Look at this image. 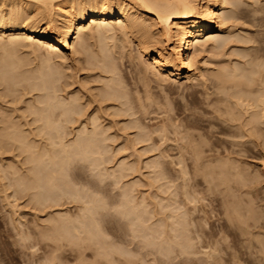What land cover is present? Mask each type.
Wrapping results in <instances>:
<instances>
[{
    "label": "bare ground",
    "instance_id": "bare-ground-1",
    "mask_svg": "<svg viewBox=\"0 0 264 264\" xmlns=\"http://www.w3.org/2000/svg\"><path fill=\"white\" fill-rule=\"evenodd\" d=\"M230 2H231L230 0H0V86L1 87L3 86L2 88L5 87L6 90H8L9 92H12V94H14L15 91L16 92L18 91L17 93L19 95L23 94L25 96H27V93H30L28 95L31 96V97L33 96L34 98L36 96L32 95L33 93L31 94V90H36V92L39 91V90H42L40 92H41V94L43 93L42 94L43 96L42 95L40 96V93H37L40 96V97L39 96L37 97V100L39 98H41V99H39L40 101L38 100L39 101L38 102L39 105H37V100L34 101V102H36L34 104L33 100L30 101V100H28V98H27V100L32 102V103L28 104V102H24L25 105H28V106L31 104L30 108L28 107L30 110L26 109V111H27L28 115H29L28 111L30 113L33 112L35 114L34 119L32 118L33 113L30 114L31 118H32L31 119L30 115L28 117L27 114L25 113L26 111L24 112L25 109L20 108L23 111L21 110L22 112H19L20 109H18L19 108L18 106H17L18 110L16 109V107L12 108V106H10L13 110L16 109V111H12V112L11 111L10 112L7 111V114L8 113L10 115L12 114L11 115L12 117L17 115V117H18V115L22 113V115H20L21 118H20V116L18 117L20 120L23 119V120L26 121L27 119L29 120V118H30L31 121L33 120L32 122L35 121L34 122L35 124H36V122L40 123V125L38 124L35 127L36 128V130H35L33 128L34 123H32L33 125H31V122H29L30 125L32 126L33 130L35 131V133H34L33 130L31 129L32 130V134L34 135V137L35 136L37 137V135H39V136L41 135V137H39V136L38 137L42 138L44 140L43 141L44 143L42 144V146L40 145V147H39L38 143L40 144V142L38 140L39 139L38 137H37V141L38 142H36L34 140H31V138H29L30 135H31L30 134L31 132L28 131L31 128L30 125H28L29 128H28V130H26V131H28L27 133L30 132L29 135H28L29 137L26 138L27 137L26 136L27 133H25L26 132L25 129L22 130L24 127L22 128V124L20 125L21 121L19 119H18V121L15 120V118H17V117H15L13 119L14 121L13 120H11V121L7 120V118L11 117L9 114H8V116H10V117H7V114H6V117L4 116L5 118H3L2 115L4 113H1V112L3 110H5L6 108L9 109L10 107L9 106H7V107L5 106L6 108H4L2 110V106H1L0 107L1 108V111H0L1 115L0 116H2V120H1L2 122L0 121V123H1V125H0V140L2 141V139L4 137V139L8 141V139L5 138L6 136H8L7 138H9L10 142L13 143L14 140L16 141V139H12V137L15 138L17 136L16 137L17 141H19L20 137H21V140H20L19 144L16 141V143L18 145H20V146H17V144L15 142L14 143H15L16 147H21V145H22V147H21L22 151H24L26 153L25 155L28 156V158H26L25 155H24V152L22 153L24 158H25L24 161L27 160L29 162L28 163L26 161L24 164L28 163V165L27 164L26 165L29 167V164H30L31 166L29 168L26 167L28 169V173H26L27 169L25 170L26 172L24 173V170H23L24 168L20 169V167H21L20 166L18 168V170L19 169L21 170V173H22L21 174V173H19V171H16L17 170L16 169L17 168L16 164H17V162L19 164L22 159L20 161H18L20 158L17 160V157H16L17 162L14 161V162H16L15 166L13 165L14 163H13L12 159H11V161L13 163L12 165L8 164V163L11 164L10 160H6L5 158L3 159V157L2 158L0 157L1 158L0 161H2V159H3V162H4V160L8 161L7 164L9 166L6 164L7 167L11 168V170L13 169L12 170L13 173H14V168H15V171L20 174V177H19L18 174L14 175V177L16 176L15 178H17V177H18V179L20 178L18 181H15L16 179H14V177L12 176V174H13L12 171L8 173V175H10V173H11V175H10V178H8V177L7 178L8 179H12V177H13V179L15 181L14 184L11 183V184H13V186L16 184V182H18V188L17 189H16V187H17L16 185L17 184L15 185L16 187L14 186L15 190H14V187L13 188L11 187V188L13 189L14 192L15 191L17 192L22 186V188H21L22 190H19V191H22L23 193L30 195L31 198H30V200H28L29 202L27 201V204H30L33 201V203H34L33 206H34V209H36V211L39 210L38 212H40L41 210H43L45 212L46 209H50V208L52 209L53 206H54L53 208L55 210L56 206H62L61 208H63L64 205L70 206V204H75V203L78 204V208H77V206H74V207L72 206V207L75 208V209L77 208L76 209L77 211L79 209V212H77V213L72 212L73 214H71L70 212H67V211H69L72 208L70 206L71 208L69 207L70 209L66 211L67 213H65V210L63 209L64 212L62 210L56 211V213L57 212L58 213L55 214V216H54V215H52L54 213H50L52 211H48L49 212L48 213L49 216L50 215L51 216L49 217V216L46 215L48 217L47 221L43 217L44 221H45V224H46V222H48V224H51V225H49V226L47 225L45 227L46 228L45 229V228H43L45 225L44 226L41 225L42 227L40 226V224H42V222H44V221H42L38 225H39V227L41 229H43V231L35 230L34 233L36 234L37 232L40 231L39 232L40 235L43 237V239L45 241H47L46 244H48V246L47 245L46 246L47 247L50 246V249L48 251H51V254H50V252H47V253L45 252L46 255L49 253L52 257L54 255L56 256V254H58L59 250L66 249L64 247L70 246L71 243H72V245H74V243L77 242L76 245L80 246V244H78V243H80L81 241L83 242L86 239L87 241H84V242H86V243H84L85 247L87 246V247H90L91 249H93L91 246H93V247H95L96 245L98 246V247L96 246L95 248H98L99 254H96V253H98L97 252L98 250L94 249V251L96 250L95 254L96 255H100V256L97 257L98 259H100L103 256V258H107L108 261L109 260L117 261V259L118 260L121 259V258H119V256H120V257H123L124 259H126V261L128 263L131 262L132 260L129 261L128 259L129 258L132 259V257L134 258L135 251L132 250V249L130 250V249H127L125 247L119 246L117 241L109 240V229H107L104 226L105 223L106 224H110L111 222L115 221L119 217V219L121 221L123 220V221H125L127 223V224H125V222H124L125 226L128 225L127 226L128 228L126 227V230L128 229L127 231H129V229H130L131 233L130 232H128V233H130L132 241L134 242V240H137V242L139 241V243L142 242V245L141 244L140 245L142 246V248H144L143 250H145V251H147L149 249V251H147V254H151L152 253V254L159 255L160 259H162L163 261H166V262L170 261L169 263H171V261H172L171 259L173 257L175 258V256L176 257L179 256L182 259L181 260L182 264L183 263L184 264H192V263H194V264H199V263L202 264L203 260H204L203 264H206L205 260H206L207 264H217V261L215 259H212V258H213L214 253L217 254V256H219L217 251H218V249L220 247H222V246L219 245V243H221L223 241L221 238L224 239V237L221 235L222 234L221 233V229L223 227H221V224H219V229L221 228L220 229V234L218 235L219 237L221 236L219 238V240L217 239L218 237H216L217 234L214 235V236L211 235L213 233L212 229H211V232L209 230H210V228H212L211 226H213L211 224L213 222V220H212V222H210L213 217L210 214H212L214 209L210 211V209L212 207L210 208L209 206H211V205H208V207L206 208V203L203 204V201L204 202L211 201L209 199V197H208L209 200H207V201L204 199L205 196L203 197V194H206L207 191H208L207 192L208 194L212 192L211 189H209V187H211V185H210V183L207 182V181H209V180H207V178L214 179V177L217 176V174L212 175L216 171L214 168L215 167H216V169L219 168V167L215 166V164L217 165V163H215V162H213L212 164H209V163H211L210 161H213V160L217 161L218 158L224 157L223 152H222L221 149H218V150H219V152L221 151L223 156L221 155V153L218 154V152L213 151V149L214 150H216V149L214 147L215 145L213 146V144H215V143H211V141L214 140L212 138L213 137L212 135L214 133H216L217 131L214 132V133L213 132H208L210 134L213 133L211 135L212 136L211 137L212 140L209 138L211 140L210 143H208V140L205 143L203 142V140L205 141V139H204V134L205 133L204 132H203V136H202L203 137L202 142H201V139H199L200 142L198 141L199 142V146H201L202 143H203L204 146H206L205 144H211L212 148L214 147L212 149V151H211L212 152L211 154H210V150L211 149L210 148H205L206 150L209 149L208 150L209 153H207V154L210 156V158H211V155H213V157H212L213 160L211 158V160L208 161L209 163L207 164V165H210L211 167L210 166H208V167L206 166L207 169H211V172L207 173V175L205 174V172H203V170L206 169L205 166H204L205 163L203 164L204 168L201 167L202 164H200V163L204 161L205 157H206V159H210V158L207 157L208 155L205 156L206 153L203 154L205 157L202 155L203 150H204V146L203 147L201 146V148L203 150H201L202 151L201 152L202 156L200 158V153L198 151L201 148H199L198 145L196 146V144H198V143H195V141H197L196 139H198V135H197V138L194 139L195 141H193V143H195V145L193 144L195 148L194 149L191 148V149H193L192 151H194L193 152L194 154L190 153L192 156L195 155V156H193L194 158L192 160H194V162L196 164V165H194V167L196 166L195 169H194V172L193 171H190V172L193 173L194 177L196 175H199L202 178H204L205 182H207L209 185L207 183H204V179H203V181L201 180L203 183L199 182V179H196V177L199 178L198 176H196L195 178L192 177L191 173L188 172L189 168L186 167V163L188 162V160L186 159V161H187L186 162L184 158H183L184 160L182 159V160L176 162V165L178 164V165H180V167L175 166V168H174L175 172H177L181 168L178 171L181 174V176H179V178L181 180L178 179L177 177L176 178L173 177L172 173L171 174L169 173L170 174L169 175L168 174V172H169V170H168L169 167L168 166L172 165L170 167L171 168L174 167L173 165H175V164H173V163L178 158V157H176L177 154H175V156H174V154H172V156L174 158L173 157H172L173 159L171 158V160H170L171 164L168 162V160H166L167 161L166 163H169L168 165L165 163V165H167L168 168H166V170L164 168L163 172H162V168L164 166L163 167L161 166L162 167L161 168L159 165H163L162 163L165 162L164 159H163V162L161 161L162 163L160 162V160L162 158H164V156L166 155L164 153V150L166 148L162 145L163 139L161 137H163L165 135V133H167L170 130V128H171V130L173 128V130H174V131L172 130L173 132H177L178 131V133H179V131H180V133H182L181 130L182 131H184V130L187 131L188 129L191 128L190 129L191 133L193 132V130L195 128L194 129L192 128L193 124L190 121L191 118L188 116L190 118L188 120V117H187V119H185V117H184L185 114L187 115L188 113L183 111V112H185L184 114L180 113L181 115L179 114L176 117L177 118L180 117V119H179L180 121H181L182 118H184V120H187V125H188V121H189L190 122L189 123V127L190 128L186 127L187 129H184V127H183L182 129H177L178 128L177 126H179V128H180V125L182 127V124H183V126H185L186 122L182 119L184 122L182 121V123H181V122L178 121V119L175 118V115H177L175 113L177 111V109H179L181 111V109L178 108L180 106L178 103L181 104V103L185 102V104L183 103L184 106H186V105L190 106L192 103L190 104V101H189V104L187 103V100H189L188 99L189 98L188 95H186L187 96V100L186 101L182 97L183 98V100H182L183 102L181 100H180L181 102L180 101L178 103L175 102L174 97L172 98V100H170V101L173 102L172 105L176 104V103L178 105H175V106H177V108H175L176 110L174 109V106H172L173 107L172 109L174 110L173 113H172L173 110L172 111L171 110H167V111H169L172 114V117H173V119H171V115L168 117V115H167L168 112L166 113V115L168 117L167 120L169 121L171 119L173 121V127L169 126L170 127L169 128L167 126L169 128L167 130L165 128L166 125L165 126L164 125L161 126V124L160 125L159 124L155 125V123H153V121L156 122L154 117L157 114L153 118L152 117L150 118V116H149V114H151L150 108H152L153 106L155 107L157 105L156 103H158V102L155 103L154 100H156V99H155L154 96L157 97V95H155V93H154V95H152L153 94V90L150 89L151 87L149 88L147 85H151V83L149 84V82L153 83V81H154V80L151 81L152 80V79H150L151 75H154L153 79H155V77L156 78H161L163 76V78L164 77L166 78L165 80H167L168 78L169 79L171 78V80H172V78H173L175 80V82H176V80H181V79L182 80L186 79L188 81H194V79L195 80H199V78H200L199 74L201 73L200 72L201 71V67H203L202 63H201V59H199V56L201 55L202 52H205L208 48H212V50L213 49L217 50V48L221 47L222 44L224 45L225 43H221L220 44L218 42L219 41V37L218 36H220L221 34L226 33L228 31V28H229V23H231V22H233V20L239 18V15H237V14L236 15L235 14H229V13H226V12L222 11L223 10V5H225L227 3H230ZM254 4L255 3H253V4L251 3V5H254ZM255 7H256V5H255ZM257 7L255 9H250L249 12H248V16L250 18L252 17L251 21L252 20L254 21V19H255L254 18V14H257L258 12L259 13L261 12L263 14V12H264V6H262V8H261V6H257ZM250 11H252L253 15H251V14L249 15V13H251ZM230 13H232V12H230ZM259 13H258V15H259ZM257 17L260 18V17H263V16L259 15ZM257 17H256L255 21L256 20H260L261 21V19H264V17L260 18V19H257ZM257 22L258 21H256L255 23L253 22L254 25L255 24L258 25V23H260V22H258V23ZM262 23H263V21H262ZM262 23H260V27L264 24V23L263 24ZM257 25H255V26L258 29L259 25L258 26ZM260 29H262V27ZM260 29H258V31H260V32L257 31L258 34L255 33L256 34L255 38H256V42H260L261 45H259V46L261 48L258 46L259 48H256L254 50L255 52H253V54L254 53L255 54L256 53L259 54V52H261L259 55H255L254 54V59L251 60L250 58L253 57V54L249 51V49H248L247 52L246 51L243 52L245 54H248V58H247V55H244L241 52L240 54H242V55H240V57L242 56L245 59L242 62L239 61V62L242 63V64L240 63V65H242V66H238L235 63L234 64L236 66H234V67H230L231 65H229V66L224 65V66L220 67L219 69H217V71L213 75L216 78L214 80L215 81L218 80L217 82H215L216 84L217 83L218 84L217 85L214 84V86L216 85V87L218 88L217 89L215 87L216 88L215 91L218 90L217 92L214 93L215 96H216V94L218 96H220L221 94H224V95L227 94V98H225V99L224 98L223 99L222 98H218V96L215 97L216 101L218 100L217 104L222 101V103H220V104L223 105V106H220L219 104L216 105V107L218 106L216 108V110L217 109H221V111L224 112L223 110H225V109H223L224 108V104L223 103L225 102V105L227 104V107H226L225 111H227V109H231V111L229 110L230 111V115H227L226 112L223 113L222 115L224 117L226 115L227 119H230L228 117L231 116L232 117L231 118L232 122L235 121L238 124V125L234 124L235 123L234 122V123H232V125L234 124L235 126L234 125L232 126L231 124L229 125L228 122H231V121L230 120L227 121L226 119H224L223 116L221 117V115H220V118H222L223 121L224 120L227 121L228 124L224 121L226 123V125H227V128H228V125L230 127L231 126L234 127L233 130L232 129H228V130H230V131L232 130L231 132L238 131V135L236 134L237 132L236 133L233 132V133H235L234 136H233L232 134H230L231 133L230 131L225 130V131H227L226 133L230 134V138L233 139V140L235 138L237 139L238 137L241 138V136L243 134H246L247 132H248L247 133L248 137H247V135H243V136H246L245 137L246 139L242 136L243 137L242 138L243 141H244V139H245V141L248 138L251 139L250 136H252V138H255V136H256L257 140L260 139V136H261L262 140L264 139V136L262 137V134H261L262 133L261 131H263V135H264V129H263L264 126H262V125H264V45H263L264 44V37H262L263 35L261 36L262 32H261ZM252 34H254V33H252ZM262 34H264V33H262ZM254 35H252V37ZM258 35H260L262 38H258L259 37ZM76 37H77V41H76ZM251 38L246 36V40H245V38L242 37V39H244L243 40L244 41V45L249 44L247 42H249V41L252 42L254 40L253 39L254 37L252 38V40H251ZM257 38H258V41H257ZM242 39H240V41H242ZM247 39L248 40L250 39V40L248 41ZM119 40H121L122 42H126L128 44L127 46H124V47H128V46L130 47V45L133 43L132 46L135 48L134 45H136V47H137L136 48L137 50L136 49L135 50L138 51V52L140 51L141 55L146 57L145 60L144 59L140 60V62H139V66L140 67L138 68L139 71L137 69V66H134L135 68L133 67L134 69H136L138 71L137 72L135 70L139 74H135L134 73V74H132L133 76H131L130 78H129V74H128V76H126L127 73L123 74L121 72H122L123 69L126 72V70L128 68L127 66H125L127 68H123L122 69V67L124 66L123 62H125V61L127 62L126 59H128L127 57H129V55L127 56V53L131 52V54H130L131 60H133L132 56L135 53L132 55V53H133L132 50L131 51L128 50V52H127L126 51L127 48H126V50H123L125 48H123V49L120 48V49H122L124 51V53H125V51L127 52L125 54L123 53L122 50H120V49H119L120 51L117 50L115 48V46L119 45ZM116 41H118V42H116ZM126 43H125V45H126ZM129 43H131V44L129 45ZM193 46L196 48V50H195L196 52H194L191 55L189 51H190V49ZM129 47H128V49H129ZM251 47H253V46H251ZM251 47H248V48L251 49ZM43 48H45L44 50H45V52H47V56L48 57H46V58L44 57V54H42V52H41L42 51L41 49H43ZM245 48L247 50L246 46H245ZM70 49H71V52H74V53L76 52V54L78 53V55L80 56V59L85 58L84 60H86L87 64H89V67H88V65L87 64L85 65V62H84V65L87 66L86 67L87 69L85 68V66H82L83 68L81 67V71H82V69H84L83 71H86V70L88 71V68H91V67H95V68L97 67L98 70L100 71L101 76L99 75V72H98L99 81L101 79H103L104 80V86H103V84H101L103 87H101V86L100 87L103 88V89H100V87L97 85L98 89H96L97 90L96 92H99L98 94L100 96L99 97L100 99L98 98V95H96V93H95V95H96L95 97L97 99H99V100H98V102H96L98 106L97 107L94 106V107H96L97 109H100V110H103V108L106 107L105 108L106 111L105 110L103 111V112H105V114L107 113V110L108 111L110 110L111 112L109 111L110 113L108 114L109 116H111L110 117V119H111L110 123H108L109 121L108 122L106 121L107 120V118H106L107 116L105 117L106 120L105 121L103 120V117L105 115L104 116H103V114L100 115L101 113H103V112H101L99 114L100 110L99 111L98 110L97 111L93 110V111H96L95 113H93L92 110H91L93 115H91L92 113H90V117L88 119H84V121H82L83 118L79 117L80 113H81V111L79 109L81 103L79 101L82 100L81 99L82 96H81L80 92H77L78 90L75 89L76 90L75 93L78 94V95L74 94V92H73V95H76V97H74V98H72L73 95H71L69 93V95H71L70 96L71 99L70 98L67 99L68 98L67 95H66L67 96L66 99H65L66 96L60 95L62 93V91L59 94L61 87L63 88V90L67 87V86L65 87V85H68L67 81L69 79L71 80V76L73 75L72 74L73 72L71 71L72 72L71 73L68 70V72L71 73V76L68 74L70 76V78L66 79L65 78L67 76L66 73H68L67 69L65 68V70H66V72H65L64 67H62L63 69H61V65L59 67H57L59 63L56 65L55 59H56V56L58 57V56L61 55L60 53H62L63 55L65 54V56H66L67 50H70ZM131 49H133V48H131ZM24 52H27V56L30 55V56H28L29 58L30 57L32 58L33 55L35 56V58H36V56L38 57V54L42 55L43 60L41 59L40 56L38 57L39 59H41V65L42 66H39L38 68L36 66V68H35V66L31 62L32 60L34 62L35 58L34 59L32 58V60L30 61L28 57L25 58L26 56L24 54H26V53H24ZM28 52H29V54H28ZM74 53H72V54H74ZM72 54H71V57H72ZM76 54H75V56H78ZM249 54H250V56H249ZM45 55H46V53H45ZM52 55L55 56V57L53 56L54 60H52V58H51ZM123 55L127 56L125 61L123 60V58H124ZM136 55H138V57H139L140 54L136 53ZM141 55H140V57H141ZM79 56H78V60H79ZM60 57L63 58L64 56L61 55ZM66 57H68V56H66ZM138 57L136 58L137 60H138ZM243 58H241V59H243ZM258 58L261 59V62L255 61ZM75 59L77 60V58H75ZM82 61H83V59L81 60V62ZM128 61H130V60L128 59ZM134 61L136 62V60H134ZM29 62L32 64L33 68H35V69L31 68L32 66H30L31 64ZM36 62H38L37 58H36L35 63ZM53 62H54V64L52 65L51 63H53ZM132 62H130V64ZM39 63H40V61H39ZM127 64H128V62H127ZM54 68H56L57 70L55 71ZM59 68L61 69L59 71H62V73L58 72ZM96 69H94L95 73H96V71H98ZM63 71L65 73H63ZM91 71L93 72V69H91ZM88 72L91 73L90 70ZM127 72H128V70H127ZM129 72L133 73L134 70L129 71ZM59 73H60V75L62 74L64 76V81L65 82L64 81H62V82H64L65 85L62 84V82L58 81L57 74H59ZM89 73H88V75H89ZM60 75H58V76L62 78L63 76H60ZM95 75H96V78H94L95 76H93V75H92L93 76L92 78L97 79L98 78L97 74H95ZM124 75L127 77L126 79L129 78L127 81H125V79H124L125 76ZM139 75H140V77L142 75V77L139 78ZM136 76L139 79H137V78L134 79L133 78V77H136ZM198 76H199V78H198ZM73 77H72V82H73ZM88 78H89L88 81H92L93 82L94 79L90 80V78H91L90 75H89ZM131 78L136 80V83L137 82H139V83L143 82L142 83L143 86L144 87L147 86V88H149V90H152V94H150V93H149L150 95L147 94L148 93V90H147V91H145L146 92L145 96H146V94H147V96L146 97H141L140 93L144 94L143 93L144 91L143 92H141V91L145 90V89L144 88L142 90H140L141 88L139 89V87L142 86V84H139V87H138L137 86L138 84H136L135 82H134L135 85L133 83H131L133 81V79H131ZM163 78H162V81H164ZM75 80H76V77H75ZM83 80L84 79H82V81ZM85 80H87V79H85ZM85 80L83 82H85L84 85L86 87L87 86V84H86L87 81H85ZM156 80L159 82V84L163 85V82H161V79H156ZM171 80H169V81H171ZM174 80H173L172 83H175ZM56 81H58L57 83L60 82L62 84V86L60 87V84H58V85L55 84ZM22 82L24 83L23 85H22ZM25 82H27L26 85L28 84V86H26V88L24 86ZM68 82H70V81H68ZM164 82H166V81H164ZM179 82L181 83L182 81H179ZM179 82H178V84L180 85ZM76 83H79V80H78V82L76 80ZM87 83H89V82H87ZM80 84H81V86L83 85V83H80ZM99 84H100V82H99ZM127 84L129 85V88H128ZM130 84L134 85L137 90L133 87L135 89L134 90L131 87ZM154 84H155V82H154ZM154 84L152 86H154ZM159 84L156 83L154 91H156L157 87L160 88L158 86ZM17 85H18V87H20L19 85H21L27 91H24V92L21 93V91H23L24 89L21 90V91L17 90V88H16ZM55 85L58 86V89H57V86H55ZM63 85H64L65 88L63 87ZM93 85H95V83ZM72 86H74V82L70 86L68 85V87H72ZM81 86L79 85V87H81ZM85 87H82V88H85ZM87 88H89V87H87ZM93 88L90 87L91 90ZM152 88H154V87H152ZM168 88L170 89V87H168ZM94 89H93V91H95ZM28 90H30V92H28ZM58 90H59V92H58ZM67 90H69V89H67ZM131 90H134L135 92L131 91ZM138 90H140V92ZM158 90L162 91L161 89H157V91ZM166 90H167V88H166ZM175 90L178 91V92L175 91L178 94L179 93V88H176ZM225 90L226 91L230 90V92H226ZM5 91H3V92H5ZM69 91H71V90H69ZM82 91H84V89ZM82 91H81V93H82ZM89 91L90 90H86L85 92L90 93ZM0 92L3 95L2 89L0 90ZM25 92H27V93H25ZM32 92H35V91H32ZM136 92L138 93V95H137ZM175 92L172 93V95H170V96L172 97L173 95H175ZM181 92L179 93V95L181 94ZM219 93H221V94H219ZM63 94H68V93L66 91ZM83 94H85V93H83ZM91 94H94V92L91 91ZM156 94H157V92H156ZM165 94H163V97L164 96H168V93L166 95ZM7 95L8 94L4 93L3 97H7ZM14 95L17 96V94H14ZM79 95H80V98L78 100V96ZM134 95L135 96L137 95V99L138 100H136V97ZM182 95H184V94H182ZM182 95H180V96H182ZM11 96L7 97L8 102H9V98L12 99L11 102H9V105H10V103L13 104V101L16 100V98H18L20 103L23 100L24 101L26 100V99H24L22 97V95H21V97H22L23 100H21V101L19 99V98H21L20 96L19 97H15V98L13 97L14 99L11 98ZM61 96L64 97V98H62ZM89 96H90V94H89ZM150 96H151V99H152V97H154L153 101H154V104H156V105H153V106L151 105V107H148V106H150L149 103L153 104V101L149 99ZM92 97L94 98V95ZM92 97L89 98V99H92V100L96 101V99H93ZM163 97L161 98V100L159 99L160 100V102H159L160 106H162L161 110H160V107L158 108V112L156 111L157 109L156 110H152L151 109L153 112H157L158 115H160V116L163 113H164L163 115H165L164 110L167 109V108H165V106L163 107V105L166 104V106H168L167 103H169V102H167V101H169V100H167V99H169V97L164 100L165 104L161 103V101L163 102V100H162V99H164ZM34 98H32V99H34ZM214 99H212V100H214ZM2 100L3 99L1 98L0 102H2ZM7 100H6V98H4L2 103L6 104V102H4V101H7ZM135 100L137 102L139 101L137 104H139L141 108H138L139 106L135 104V102H136ZM145 100L147 102H149V103L145 102ZM83 101H84V99H83ZM89 101H91V100H89ZM231 101H232V105H231ZM19 102L14 103L15 106ZM193 102L196 103V100L193 101ZM213 102L214 101L210 102L209 104L213 105ZM93 103L94 102H92V104H89V105L91 106V105H93ZM82 104H85V103H82ZM104 104H105V106L103 107ZM170 104H171V102L169 103V105ZM89 105H87L88 108H89ZM99 105H100V108H98ZM228 105H229L230 108L228 107ZM22 106H24V104ZM181 106H182V104H181ZM187 106L184 107V108L185 109L187 108L188 111L190 109L193 110L192 107L190 108V107H187ZM154 107H153V109L157 108V107H155V108ZM193 107L195 108L196 105L193 106ZM23 108H25V107H23ZM148 108H149L150 112L148 111ZM163 108H165V109H163ZM168 108L171 109V107H168ZM188 108H190V109H188ZM12 109H9V110H12ZM235 109L236 110L238 109L240 114H239L238 111H237L238 112L237 113ZM85 110L89 111L88 109L85 108L84 111L82 109V112L86 113ZM147 111L149 113H147ZM218 111H219V113H222V112H220V110H218ZM229 111H227V112L229 113ZM3 112H6V111H3ZM14 112H16V113L19 112V114L14 115L15 114ZM234 112L236 113V116L234 115L235 114ZM23 113L27 116L26 117L27 119L24 117L25 115ZM85 113H81L82 114L81 116H83V114H85ZM96 113H98V114H96ZM139 113H144V114H148V115L145 116L143 114V116H144L143 117L142 114H140V116H142L145 119V120H142V117H140V116L138 117ZM174 113H175V115H174ZM177 113H178V111H177ZM191 114H190V116H191ZM166 115H165V117H166ZM192 115H194V113ZM22 116L25 119L22 118ZM162 116H161V118H162ZM12 117H11V119H12ZM84 117H85V115H84ZM146 117H147V120L149 118L151 120H153L152 121L153 125H155V127L157 126L155 131H154V128H153L154 126L150 127V128H153V130L149 128V126L152 125V124H149V126H148L147 123H149V121H151V120H149L147 122ZM218 117L219 116H217V118ZM81 118H82V120H81ZM196 119L197 118L194 117L195 123L197 121ZM157 120H159V123H160L161 119L158 118ZM162 120L164 122L167 121L166 118L164 119V116H163ZM203 120L205 121V123H203V124H207L206 120L205 119H203ZM15 121H17L21 127L18 125L17 122L15 123ZM144 121H146L147 123L144 122ZM172 121H169L168 124L170 123V125H172ZM199 121L200 120L197 121L198 125H199V123H201ZM104 122L105 123L107 122L108 124L107 123L105 124ZM120 122H122L123 125ZM207 122H208V119H207ZM209 122L211 123V120ZM119 123H120L119 127L116 126ZM210 123L208 124L210 127L206 125V127L209 128L208 131L209 130L211 131V129L212 130L214 129V125H213L214 121H212V125L213 126H211ZM191 124H192V127L190 126ZM203 124L201 123L200 125L204 127ZM194 125H195V127H197L196 124H194ZM114 126H115V128L116 127L119 128L122 134L124 133L122 130H124L127 135H128L127 130L131 131V133L128 136H133V135L134 136L131 137V138H128V140L130 139L129 140L130 146H128L129 144L126 142L127 139H124V140H126L125 142L127 144H124L125 142L121 141L122 139L121 140L119 139L118 135L120 133H117V132L116 133H111V130H113L112 128ZM120 126H122V127H120ZM236 126H237L238 129L242 128L243 130H244V128L247 127V132L243 133V132H241V129H239L240 131L238 129L234 130V129H236L235 128ZM25 127L27 128V122L25 124ZM206 127H205V130H207ZM211 127H213V128H211ZM223 127L221 128V131H222ZM174 128H176V129H174ZM225 128H226V126H225ZM164 129H166L167 131L164 130ZM200 129L203 130V128H200ZM196 130H197V128H196ZM201 130H199V132ZM120 131H118V132H120ZM163 131H166V132H163ZM113 132H115V131H113ZM162 132H163L164 135L163 134H161V135L159 134V133H162ZM173 132H171V133H173ZM189 132L190 131H187L186 133L183 132L184 134H182V135L180 133L179 134H180V136H182V137L185 136L187 138L186 134L188 135ZM199 132L197 130V132H194V133L198 134ZM250 132H252L253 134H254V132H256L257 134L255 133V135L253 136V134L250 133ZM153 133L155 135H157V136L159 135V137L161 136L160 140H162V142H160V141L159 142H160L162 148H164V149H159L161 146H159L160 144L156 143L157 141L155 142V140H156L155 138L156 137L153 135ZM168 133H170V131ZM168 133L166 134L167 135L166 140L167 141L170 140L169 141V144H170L171 141H174L173 138L171 140V136L172 135L174 136L176 133L175 134L173 133L171 135L168 134ZM208 133L206 131L207 135H209ZM221 133H223V135L226 134V133H224V131H222ZM221 133L218 134V136L222 135ZM241 133H243V134L241 135ZM22 134H24V135L26 134L25 138L29 139L30 141L28 140L29 141L28 142L23 137L24 135L22 136ZM126 134H124L125 136H122L121 134L120 135L123 138V137L127 136ZM176 135H175V138H176L177 141H179L181 139V137L179 139L178 135H177L178 138L176 137ZM189 135H191V134L189 133ZM193 135L191 136L192 138H193ZM226 135L229 136L228 134H226ZM235 135H237V137ZM70 136H71V138H69ZM168 136L170 137V139L168 138ZM218 136H216L215 138H217ZM231 136H233L234 138H232ZM10 137H11L12 140L10 139ZM191 137L189 136V138H191ZM199 137H201V136H199ZM209 137H210V135H209ZM116 138H117L118 142L120 140L121 142H123L124 145L122 143H121V146L118 144L119 147L117 148L114 145V141L116 142ZM153 138H154V140H153ZM205 138H208V137L205 136ZM4 139H3V141H4ZM223 139H225V141L223 140V142L220 141L219 138L216 139V141H217V143H218V141H220V143L221 142L222 143L225 142L224 144H226L227 143V141H226L227 139L226 138H223ZM231 139H230V142H231ZM151 140L154 141L152 143H156L154 146H152L155 149V151H153V152H156V148H158L160 151L163 150V153L165 155L162 154V152L160 153L157 150L159 152V154L163 155L162 158L158 159L159 157H161V155H158V154H156V155H158L159 157H154L156 155L153 153L154 154L153 157L155 159L151 160L152 159L151 158V159H149V161H147L148 158L146 157V159L144 158V161H146V162L143 161L144 163H146V165H144V163L142 162L143 165L140 163V166H138V164H139L138 161L136 163H135V160L134 161H129L134 156V152H133V156H131L132 153H131V155H130V153L128 154L129 157L131 156V159L129 157H127V158L126 157L118 158V155L121 154L123 151L128 150V152H129V150L131 149L130 148L131 146L132 147H135V146H139L140 147V144H144L145 148L148 147L150 149V150H148V148H147V151L152 152V149H151L152 147L150 148V146L153 145V144L152 143H151V145L149 144L151 142ZM183 140H184V137H183ZM233 140H232V143L228 142L227 144L228 145H232L234 143L235 145H233V146H238L237 149L239 148V146H241V145L243 146V144H244V143L242 144L240 142H239L240 143L239 144L238 140H237V142H235L236 140L233 142ZM248 140L246 142H251V141H248ZM251 140H253L252 142H254V145L252 144L253 146H256V147L258 146L260 148V150L259 149L258 150L256 149V150L257 151H261V149L264 147V140L262 142H260V143L254 141L255 139H251ZM1 141H0V143H1ZM31 141H33V142H31ZM177 141L173 142V144L177 143ZM181 141H182V139H181ZM181 141H180V144H181ZM188 141H190V139ZM188 141H186L187 145H183V148L184 149L186 148V150H187V147H185V146L189 145V149H190V145H192V144H188V143L191 142V141L190 142H188ZM246 142L244 144L245 145L244 149H245V147H247ZM255 142L257 144H255ZM182 143L184 144L185 142L183 141ZM8 144H9V146L11 145L9 142H8ZM137 144H139V145H137ZM163 144L165 146L169 145V144L166 145V141H164ZM173 144L171 146H173ZM224 144L223 145L220 144V145L223 148L228 146L226 144L227 146L224 147ZM249 144H251V143H249ZM2 145H3V142L1 143V146ZM15 145H13V146H15ZM176 145H174L175 146V150H176V148L178 146V145L177 146ZM220 145H219V147H221ZM9 146L7 148L5 146V148H4V145H3L4 149H2V147H1L2 153H3V150L5 151V149H8V148L12 147V146H10V147ZM155 146H159V147H155ZM174 146L172 148H174ZM191 147H193V146H191ZM12 148H15V147H12ZM21 148H19V149L21 150ZM233 148L234 147H232V149ZM16 149H15V151H17V153H18L19 149L18 148H16ZM133 149L136 150V148H133ZM141 149H143V147ZM179 149H181V148L179 147ZM184 149H183V151L185 152L186 150H184ZM197 149H198V151H197ZM166 150L170 151V148L167 147ZM206 150H204V152H207ZM218 150H216V151H218ZM229 150H230V148H229ZM235 150H236V147H235ZM240 150H242L241 152L243 153V151H244L243 148H241ZM240 150L238 149L237 151H239V153L241 154ZM7 151H9V153L10 152L12 153L13 150L12 149L11 150L8 149ZM137 151H139V150L137 149ZM142 151H143V155L145 157L146 150L143 149V150L139 151L140 154H142ZM178 151L179 150H177V153H178ZM181 151H182V149H181ZM196 151L199 153L198 154L199 158H198V155L196 156V153H197ZM262 151H263V149H262ZM130 152H132V150ZM150 152H147V153H150ZM235 152L236 151H234L233 154H232V151H231V154L232 155H236V154H234ZM2 153H0V154H2ZM5 153H7V152H4L3 154H5ZM123 153L125 154V152H123ZM123 153H122V155H123ZM168 153L169 152H167V154ZM180 153L177 156H180ZM215 153H217L216 155H219V157L217 159H214V157L216 156ZM228 153H226V154H228ZM19 155H18V157H19ZM126 155H127V151H126ZM135 155L138 156V160H140L139 158L142 159V157H143L142 155H141L142 157L141 156L139 157V155H137V152H135ZM184 155H185V153H184ZM187 155H188V153H186V156ZM15 156H17V155H15ZM147 156H149V154ZM226 156L224 158H226ZM150 157H152V156L150 155ZM203 157H204V159H203V161H201ZM166 158H168V157H166ZM224 158H222V160L218 159L219 161H221V162H218V165L220 163V166L222 167V163H223L222 161L224 160V161H226L225 162L226 164L223 163V167L227 168L226 165H229V164L231 166H233V167L236 165L237 167H235L234 171H232L233 168H231V166H229L228 167V168H230L229 172L227 171L226 168H223V167L220 168V170L217 169L219 174H220V176H219V174L217 176L219 178H221L222 177L221 175H224V174H226L227 177L228 176L230 177L231 173L233 174V172H238L239 168H240V167L238 168V165H237L238 163L237 162L240 161L239 159L241 157L238 159L239 161H234V164L237 163L235 165H233V163H232L233 161L231 162V160H234L235 158L231 157V160H229L230 159L229 157H228L229 159L226 158V159H228L230 161L229 163H227V160H225ZM133 159H135V158H133ZM243 160H241V161H243ZM77 161L78 162L80 161L81 163H86V164L88 163L87 164V165H89L88 167H86L87 165L84 164L85 165L84 168H87V169L88 168L90 169V166H93L94 169L93 168H91V169L93 171H95V174L93 175L94 172H92L91 169H90V171L88 170L91 173H89L88 171L87 172H83L84 170L86 171V169H82L83 166H81L82 168L80 167V171H81V169L83 170V171H81V172H83L82 173L83 175H81V174L78 175L79 172H80L79 170H77L78 171L77 175L80 178L83 177V179L82 180L81 179L78 180V178L75 176V174H73V172L74 173L76 172V171H73V170L81 165V163H79L80 164L79 165L77 163ZM244 161H246V160H244ZM23 162L21 161L20 165L25 166V165H23ZM75 162L77 163L76 165H78V166H76L74 164ZM0 163H1L0 166L2 165L0 168H3L5 163L4 164H2V162H0ZM190 163H191V161H190ZM198 163L200 164V168L199 169H197L199 167V166L197 167V165H199ZM247 163L249 164V162H247ZM72 164H74L76 167L74 165H72ZM135 164H137L138 167ZM239 164H242V163L240 162ZM244 164L248 165L246 163H243V165ZM108 165H113V166L110 169V167H108ZM191 165L193 166V164H191ZM243 165H239V166H243ZM72 166L74 167V169H71L72 170L71 171L70 168ZM141 166H143L142 168H144V167L153 168V170L151 169L153 171V172L151 171L152 175H153V176H151L152 180L154 179V180H156V182L157 181L159 182V180L161 181L163 179V181H161V182H164V179H166L165 183H160L159 182L160 183L159 187L162 190L164 189L166 196L165 195L164 196L161 195L160 198H159L160 201L158 202L159 203L158 204V203H156V201H158L159 199H158V196L155 195V197H157V198H156V201L154 203L155 207L158 204L157 207L161 208L163 210V213L166 214V212H168L166 214V216L162 215L163 213H162V211L160 209L159 210L161 212L158 210L160 213H156L155 207H152V208H154L153 211H152L151 208H150L151 210L148 209L149 206H148L147 202H145L147 200L146 198H149L147 195L142 193V195H144V197L146 196V198H144L143 196H140V197H142V198H140V197H138V194H137L138 192L135 193L136 191L139 190V188H137L138 186L135 187V183H134V186H133L132 183L135 182L136 180H138L139 177H141L139 175V173H137L139 171L138 170L139 167H141ZM158 166L160 167V169H159L160 171L159 170L158 171L162 172L160 174L158 173V171H156L158 169L156 167H158ZM7 167L5 166V168L0 169V170H2L0 172L3 173L4 169L6 171ZM135 167H137L138 169L135 170L136 169ZM212 167H214L213 170H212ZM142 168H140V169H142ZM77 169H79V168H77ZM201 169H203V170L200 172ZM221 169H222V172H221ZM223 169H226V170L223 171ZM236 169H238V171ZM129 170H131V173L133 171H136V173L138 174L139 177L137 176V179L134 180V181H132L131 178H130L129 181H132V182L127 184L126 182H124L125 179L124 180H122V179L124 177H126V173H127V175H128V173H130V172H128ZM191 170H193L192 167H191ZM196 170H198V173H197ZM8 171H10V169ZM69 172H72V173H69ZM175 172H173V174ZM224 172H226V173H224ZM23 173L25 175H23ZM84 173H87V174L89 173V175L92 174L91 178L88 179L89 176L86 177V174L84 175ZM134 173H132L131 175H133ZM194 173H197V174H194ZM201 173L202 174L204 173L203 176H202ZM222 173H224V174H222ZM6 174H7V171H6ZM6 174L4 173L3 175L2 174H0V175H2L4 177ZM167 174H168V176H167ZM176 174H175V176H176ZM208 174H210V175H208ZM235 174H237V175H235ZM235 174L232 175L233 179L231 177V178H229V180L230 181H231V179L233 181L235 180L234 181L235 185H237V183L241 181L242 183L240 182L239 184H241V185L243 184L244 185V183H245L244 186H246V182L242 181L244 179L246 180V178L243 177L244 175L240 174V172L235 173ZM239 174L241 175L240 179H239V176H238ZM72 175L75 176L74 177L75 179L73 178ZM95 175H97L96 176L97 177V181L99 179V181L101 180L104 183L105 182L104 178L105 179L107 178L108 184H109V182H110V184H113L115 182L114 183L115 186L117 185V187H116L117 189H115V190L119 189L121 191V196L118 195L120 198L118 197V199L117 198L114 199L117 194L114 196V194H113L114 192L113 191L111 192V190H106V192H111V193L108 194V196H106L107 194L105 196L108 197L107 199H110L111 197L113 198V196H114L112 201L111 200L110 201L107 200L106 197H101L100 195L105 193V191L103 192V190H105L106 188H110L112 186H110V187L106 186L107 182H105L104 183L105 186H106L105 187V186H103L104 184H100L99 181H98L97 184L102 185V186H100L98 188L99 185H95L96 184ZM131 175H129V176H131ZM205 175L208 176V177H206ZM2 176H0V177H2ZM92 176L95 178V179L93 178V181H95V182L92 181L91 183L92 184L95 183L93 185V187L95 186L94 187L95 189H93V187L92 188L89 187V186H92L91 183L88 184L89 180H92ZM169 176H171L172 178L169 177ZM209 176H211V177H209ZM212 176H214V177H212ZM234 176L238 177V179L240 181L238 179L236 181V178H234ZM225 177L223 176L221 179H219V180H221V182H219L218 179L215 178L217 180V182L221 183V184H217L216 180L215 181H213V180L211 181L210 180V182H215L216 183V184H213V188H212V189H214L213 192L215 194L217 193L218 189H219V191H221V190L223 191V189H225L223 192H219L218 191L219 195L220 194L222 195L223 193H224L223 195H226V196L229 195L230 191H227L228 194H226L227 193L226 192V188L227 187L224 188L226 185H229V183L226 182V179H223ZM7 178L5 176V180L6 181L8 180ZM76 178H77L78 182H81V181L84 180L86 182L85 183L86 186L89 187V189L87 187H86L87 189L86 188L84 189V187H85L84 184H82L84 187L81 184L80 185L77 184V181H75ZM108 178H112L114 180V182H113V180H110V179H109L110 181H108ZM173 178H175V179H173ZM193 178L195 179V182L198 180V182L202 183L203 186H204V184H206L208 186H206V185H205V187L202 186L204 188V190L203 189L201 190L200 186L197 187L198 186V182H197V184L193 182V180H194ZM202 178H200V179H202ZM13 179L12 180H8L9 184H10V181L13 182ZM86 179H88V182H87ZM132 179H135V177H133ZM176 179H178V180H176ZM191 179H192V181H191ZM222 179H223V181H225L227 183L226 185L224 184L225 182H222ZM5 180L3 179V181H5ZM175 180H176V183H177V184L175 183L176 185L172 184V182H175ZM177 181L179 182V185H178ZM190 181L192 183H194L195 185H192V183H190ZM233 181L230 183V185L233 183ZM141 182H143V181H141ZM141 182L136 181V183H138L136 185L144 184V182L143 183H141ZM2 183L0 184V186H3L4 183L3 184ZM7 184H6V186L10 187V185H7ZM222 184H224V187H222L223 189L219 188V186L221 187ZM234 184H232V185H234ZM199 185H201V184H199ZM214 185H215V188H216V185L218 186L217 190L214 188ZM232 185L229 187L230 190H232V188H231ZM237 186H235L236 190L239 189V187H240V186L239 187H237ZM243 187L240 188L239 190H242ZM1 188H3V187H1ZM135 188L138 189V190H136ZM194 188H196V189L199 188V189L195 190ZM229 188H228V190H229ZM6 189L8 190V188L6 187L3 192H1V190H0V193H3L4 197H5V194H6V197H7V193L8 192L7 193L5 192ZM112 189L114 190L113 187H112ZM134 189L136 191H134ZM205 189L207 191H205ZM258 189H259V187H258ZM11 190H9V191H11ZM119 190L117 192L120 193ZM209 190H210V192H209ZM236 190H233V191H236ZM13 191H11V193ZM166 191L170 192V194H167ZM16 192H15V194L12 193L15 196V197L13 196L14 197L13 200H17L18 199V198H16V196L18 195V194H16ZM22 192H20V195L22 194ZM198 192H200L199 194L200 195L202 194V195L199 196ZM202 192H204V193H202ZM213 192H212V194H210L211 195L210 198H212L214 196V198L217 199L216 196H217L218 193L215 196V195H213ZM247 192L250 193L249 191H247ZM111 194H113V196H111ZM134 194H136V195H134ZM230 194L233 195V194H235V192H232ZM167 195H168V197H167ZM162 196L164 198H162ZM207 196L208 195L206 194L205 198H207ZM10 197L12 199V196H10ZM137 197L139 199H136ZM2 198H3V196H2ZM5 198H3V199H5ZM8 198L9 197H7V200H8ZM21 198H19V200ZM221 198H222V196H221ZM224 198H226V199L229 198L230 199L231 197H230V195L228 197L224 196L222 200L218 199V202L220 200L219 203L222 204L221 201H225ZM238 198L240 199L241 197H237L236 199L239 200ZM11 199L9 198V201ZM23 199H25V198L23 197ZM27 199H29V198H27ZM229 199H227V201ZM233 199L234 198H232L230 200L233 201ZM236 199H234V200L236 201ZM7 200L5 199L4 201L7 202ZM13 200H12V202H13ZM240 200L243 201L242 199H240ZM263 200L261 202H263ZM9 201H8V203H9ZM227 201H226L227 204L225 203L226 205L223 202V204H224V208H222L223 210L226 208L225 206H228V204L230 202H232V201H230V202L228 201L229 202L228 203ZM235 201H233V203L234 204H238V205L236 207H234V211H236V210L239 211V212H236V213L238 215H239V213H242V216H243V212H245L244 210H247L248 208H250V207H248L249 205L248 206L244 205L245 207H247V209H242L241 212H240V210H238L237 207L240 206L239 203L241 201H236L238 203H236ZM6 202L4 203V205L6 204ZM149 202L150 201H148V203ZM213 202L214 201L210 202L209 204L212 203V205H213ZM16 203L13 202V204L12 203L10 205L8 204L9 207L11 206V209H13V211H11L12 214L15 213V210L17 209L16 207H19V204H18V206H16L17 205ZM233 203L232 204L230 203L231 207L235 206V205H233ZM27 204L25 202L26 206H27ZM223 204H222V206H223ZM12 206H14V207H12ZM241 206H242V204H241ZM3 207H5V206H3ZM28 207H30V205ZM14 208H16V209L14 210ZM260 208H261V206H260ZM227 209H228V207H227ZM252 209L253 208L251 207V209H248V210L251 212ZM261 209H263V208H261ZM76 210H75V212H76ZM215 210H216V208H215ZM223 210H222V212H223L222 214L225 215L227 212L229 213V211L231 209L228 210V211L226 210L225 214H224L225 210L224 211ZM43 211H41V212H43ZM249 211H247V212L249 213ZM22 212H24V211H22ZM44 212L41 213V214L44 215ZM209 212H210V214H209ZM231 212L233 213V210H231ZM231 212H230V216L231 217L227 216V215L224 216V217H226V220H224V221L229 220L230 224H228L229 222H227V225L230 226V228H231V225L234 224V223H235L234 225H236L238 227L241 223L244 224V222H246L248 220V222L250 221L249 222L250 226H254V228L253 229L251 228V230H255L254 232H256L258 229L259 230L256 233H254V232H252V234H251V232L249 233V230L247 229V227H249V223L247 222V223H245V224H248L246 227L244 226L245 224L244 225H240L241 227L239 226L242 229V231H240V228H239L240 233L241 232L242 233H246L247 232L246 235H254V236L256 234L257 235H262V233H264V232L261 233V230H262L264 225L259 224L261 218H259L260 216L257 217L258 214L256 216V213H254L252 211L253 213L251 212V214L246 216L247 220H246V218H244L245 219L244 222H242L244 220V219L241 218L242 216L239 215L240 216L239 220L241 221V219H242V221H241V223L238 224V222H240L239 220H237L238 215L234 212L236 215L234 214V216H233V215H231ZM247 212H245L244 215H247ZM45 213H47V210H46ZM33 214H34V216H33ZM33 214H31V215L34 218L36 214L34 212H33ZM155 214H157V215L161 214L162 216L159 215L161 218L162 217L163 218L167 217V218L162 220L163 218L161 219L160 217H158L159 218L158 220L156 219V221H151V219H153L155 216L157 217V215H155ZM252 214L253 215L255 214V216L258 218V220H257L256 217H255V219H256L255 221H253L254 219L251 220V218H254V216ZM5 215L7 216V214H5ZM22 215H23V217H20V218H22V219H20L21 221H23L24 216L26 217V214L23 213V214H21V216ZM212 215H214V212H213ZM251 215L253 217H251ZM14 216H16V215H13L12 219H14L13 218ZM19 216H20V213H19L18 217ZM235 216H236V218H235ZM37 217H35L36 220L42 218V216L41 217L39 216V218H37ZM228 217H229V219H228ZM243 217H245V216H243ZM248 217L250 218V220H249ZM233 218L235 220H237L238 222L235 221ZM15 220H16V218H15ZM18 220H17V222H18ZM20 220H19V223H20ZM32 220H34L33 224L35 225L36 223H34V222H36V220L35 219H32ZM153 220H155V218ZM166 220L167 221L168 220L171 221V223H169L170 221L167 222V226H166V227H169L170 230H167L166 227L163 228L164 224L166 225V222H165ZM232 220L234 222H232ZM13 221L11 220V222H12L11 224H13L15 222V221L14 222ZM27 221H30V220L27 219ZM252 221H253V223H252L253 225L251 224ZM220 222L222 223V221H220ZM18 224H17V226H16V223H15V225L13 224V227L16 226V228H13V231H16L17 227H19V228L21 227L22 228V226H24V225H22L23 224L22 222H21V224H19V225H22V226H19ZM29 224H30V222L27 223V226H29ZM124 224H123V226L121 225L122 226L121 228L125 227ZM222 225H223V223H222ZM224 225L226 226V223ZM208 226L210 228H206ZM39 227H38V229H39ZM232 227H233V225H232ZM242 227L247 229L248 231L244 232L243 231L244 229ZM205 228L207 229V231H206ZM224 228L222 230L225 232V230L227 228L226 229H224ZM255 228H257V229H255ZM24 229H26V227H24ZM24 229H23V231H24ZM35 229H37V228H35ZM219 229H217V230H219ZM18 230H20V229H18ZM166 230H167V232H166ZM213 230H214V227H213ZM23 231H20L19 233L16 232V234H17L16 236H19L21 238L22 236H20L19 234L21 233V235H22ZM29 231H30V229H29ZM227 231H228V229L226 230V233H227ZM26 232H27V229L25 230V234H26ZM224 232H223V234H224ZM13 233L14 232H12V234ZM169 233H172V234H169ZM215 233H217V232H215ZM25 234H23V236ZM32 234H33V232H32ZM203 234L207 236L206 239H205L206 236H204ZM30 235L31 234H29V233L26 234V236H28L29 239L31 238ZM13 236H15V235H13ZM37 236H38V233H37ZM37 236H35L37 241H35L36 240L35 237L34 238L32 237L34 239L35 243L38 242V238L39 237H37ZM19 237H16L17 239L14 237L15 241L19 240L17 243L15 242L16 244H18V245L21 244L20 246L22 247V243H25V244H26V242L29 243V240L27 241V239H22V238L21 239L24 240V241L21 243ZM258 237H254V239L255 238L258 239V242H259V243L257 242L258 245L261 244V246L259 245L260 247L259 246L258 247H259V249L262 250V251L260 250V252L263 254V251H264V239L258 238ZM24 238H25V236H24ZM220 239L222 241H220ZM25 240H26V242H25ZM88 240L92 241L91 243L94 244V245H89L88 244L89 243ZM30 241H32V240L30 239ZM19 242H20V244H19ZM41 242H42V239H41ZM41 242L39 244H41ZM28 243L26 245L23 244L24 245L23 248L26 247L28 249L29 248V247H27ZM43 243H44V241H43ZM222 243L224 244V242H222ZM68 244H70V245H68ZM86 244H88L89 246L86 245ZM249 244H250V242H249ZM254 244H255V242H254ZM30 245H31V243H30ZM30 245H28V246H30ZM34 245H37V243L34 244ZM82 245H83V243H82ZM82 245H81V247H84ZM31 246H32V248L30 250H34L35 249L34 251H36V248H37L38 245L36 247H34V248H33V245H31ZM44 246H45V244H44ZM56 246L58 248L59 247L60 248L59 249L58 248L55 249ZM61 246H63L64 249L63 248L61 249ZM74 247L75 246H70V249H69V247L67 249L71 250V249H74ZM252 247L253 246L251 245V248ZM255 247H256V245H255ZM177 248H178V251L176 250ZM207 248H209L210 250L207 249ZM52 249L55 251V253L52 252ZM203 249H205V250H203ZM46 250H47V248H46ZM224 250H225V248H224ZM224 250H222L221 252L218 251L219 254H222L223 252H225ZM226 251H227L226 254H228V247H227ZM246 251H248V249H246ZM34 253L35 252H33V254ZM174 253H176L177 255L175 254V256H173L172 254H174ZM31 254H32V251H31ZM33 254H32V259H33ZM35 254H37V252ZM252 254H253V252H252ZM257 254H260V253L257 252ZM46 255L43 254V256H44L43 258H45V257H50V259L52 258L51 256H49V255L46 256ZM38 256H37L38 258L42 257L39 254H38ZM57 256L59 258L58 260H60L61 259V257H60L61 255H57ZM115 256H116V258L117 257L118 258L115 259ZM139 256H141V255H139ZM201 256H206V259H203V257H201ZM221 256L222 255H220V258H221ZM250 256H251V254H250ZM30 257H31V255H30ZM263 257H262V259H264ZM38 258H36L37 261L38 260L40 261V259H38ZM43 258H41V259L43 260ZM54 258L52 259V262H54V263H50L49 262L50 259L46 260L47 263L48 264L49 263L50 264H56V263L59 264V262L55 263V261L57 259L56 258L54 259ZM174 258H173V260H174ZM107 259H104V260L106 261ZM143 259L145 260V256H144V258L142 256V260ZM222 259H223V257H222ZM42 260L40 262H42ZM144 260L142 261V262H144L142 264H147L148 261L145 262ZM197 260L200 261V262H197ZM34 261L36 262V260H34ZM39 261L36 262V263H40ZM46 261L43 260V262H45V263H46ZM227 261H228V259H227ZM61 262L63 263V261H61ZM61 262H60V264H62ZM220 262L221 261H219L218 263L222 264ZM260 262H262V261H260ZM40 264H43V263H40Z\"/></svg>",
    "mask_w": 264,
    "mask_h": 264
},
{
    "label": "rangeland",
    "instance_id": "rangeland-1",
    "mask_svg": "<svg viewBox=\"0 0 264 264\" xmlns=\"http://www.w3.org/2000/svg\"><path fill=\"white\" fill-rule=\"evenodd\" d=\"M230 1H231L230 3H227V4L223 5V10H222V11H224V12H226V13H229V14H235V15L237 14V15H239V18H237V19L233 20V22L229 23V28H228V31H227L226 33L221 34L220 36H218V37H219V41H218V42H219L220 44H221V43H225L224 45L222 44L223 47L221 46V47H219L220 49L217 48V50H215V49L212 50V48H208L205 52H202L201 55L199 56V59H201V63H202V66H203V67H201V71H200L201 73L199 74L200 78H199V76H198L199 80H195V79H194V81H188V80H186V79H183V80L181 79V80H176V82H175V80H174L173 78H172V80H171V78H170V79L168 78V79L171 80V81H169L168 79H167V80H168V81H167V80H165V79H166L165 77L163 78V76H162L161 78H156V77H155V79H153V78H154V75H151V74H150V75H151L150 79H152L151 81H153V80H154V81H153V83H152V82H149V84L151 83V85H147V86H148L149 88L151 87L150 89L153 90V94H152V90H149V88H147V86H145V87H146V88H145V87L143 86V84H142L143 82H142V83H141V82H140V83H139V82L136 83V80H134V79H136V78H137V79L141 78L142 75H141V77H140V75H139V78L137 77L138 75H137L136 77H133L134 79L131 78V79H133V81H132L131 83L134 84V82H135L136 84H138V85H137L138 87H139V84H142L143 87L140 86L139 89H140V88H141L140 90H142L143 88L145 89V90H142V91H141V92L144 91V92H143L144 94L140 93L141 97H146L147 94H149V93L152 94V95H154V93H155V95H157V97H158V98H157L156 96H154L155 99H156V100H154L155 103L158 102V103H156L157 105L154 104V101H153L154 97H152V99H151V96H150V98H149L150 100L153 101V104H152V103H149V102H147V101L145 100V102H147V103L150 104V106H148V107H151V105H152V106H153V105H156L155 107H157V108H155V107L153 106L155 109H153V107L150 108V111H151V114H149L150 118H151V117L153 118L156 114L158 115V113H157V112H158V108L160 107V110H161V107H162V106H160V103H159V102H160L161 98L163 97V94H165V93L167 92V93H168V96H164V97H163L164 99H162L163 102L161 101V103L165 104V103H164V102H165L164 100L167 99V98L169 97V99H167V100H169V101H167V102H169V103L171 102L170 105H169V103H167L168 106H166V104L163 105V107L165 106V108H167L166 110H164L165 115H166V113L168 112V113H169V114L167 113L168 117L171 115V119H173L172 114H171L169 111H167V110H171V111H172V110H173V109H172V108H173L172 106H174V109H175V108H177V106H175V105H178V104H179L180 106H179L178 108H180L181 111H180L179 109H177L178 113H177V111L175 112L177 115H175V113H174L175 118L178 119V121L182 123V121L184 120V118H182L183 120L181 119V121H180V120H179L180 117L177 118L176 116H178L180 113H183V114H184L185 112L188 113L187 115L185 114V116H184V115H183V116L185 117V119H187L188 116L191 118V119H190V118L188 117V120L190 119L191 123L193 124V127H192V124H191L190 126H191L193 129L195 128V129L193 130L192 133H193L196 137L191 133V130H190L191 128L189 127V123H190V122L188 121V125H187V120H184V121L186 122V123H185V126H183V124H182V127H181V125H180V128H179V126H177L178 128L176 127L177 129H182L183 127H184V129H187L186 127H189V128H190V129H188L187 131H190L189 133H190L191 135H189V133H188V135L186 134V136H187L188 139H187L185 136H183V137H184V140H183V137L180 136V134L182 135V134L186 133L187 131H186V130H184V131L181 130L182 133H180V131H179L180 134L178 133L177 130H176L177 132H173V131H174L173 128H172V130H173V131H172L171 128L169 127V126L173 127V121L169 118V119H170L169 121H172V125H170V123L168 124V122H169V121L167 120L168 117H167V115H166V117H165V115H163L164 113H163L162 115L164 116V119L166 118V120H167L168 122H167L166 120H165L166 122H164V121L162 120V119H163V116H162V115H161L162 118H161L160 115H158V116L156 115V116L154 117V119H155L156 122H154L153 120H151L149 117H148L149 119L147 120V117H146L147 122H148L149 120H151V121H149V123H147L146 121H144V122H146V123L148 124V126H149V124H152V125L149 126V128L152 127V126H154V127H153V128H154V131H155L156 128H157V126L155 127V125H156V124H157V125H158V124H159V125L161 124V126H162V125H164V126L166 125L165 128H166L167 130L170 128V130H169L170 133H168V132H169V131H168V132H167L168 134H170V135L173 134V133H174V134H175V133H176V134H177V133L179 134V135H178V134H177V135H178L179 139H180V137H181L182 141H181V139H180L179 141H177L176 138H175V135H176V134H175L174 136L172 135L173 137L171 136V140H172V138H173L174 141H171L172 143L170 142V144H169V141H170V140H168V141L166 140V138H167V135H166V134H167V133H165L166 136L163 134V132H166L167 130L164 129V130H166V131H163L162 133H159L160 135H161V134L164 135V136L162 135L163 137H161V136H160V137L163 139V142L166 141V145L169 144V145L171 146V145L173 144V142H176V141H177V143H174V144H173V146L176 145V144L178 145V146L176 145V146H177L176 150H175V146H174V148H172L173 146L170 147L169 145L165 146V145L163 144L162 140H160L159 135L157 136V135H155V134L153 133V135L156 137V138H155V139H156L155 142L157 141L156 143L160 144V142H162V145H163L166 149H167V147L170 148V151H169V150H166V149H165L166 151L164 150V153H165L166 155L163 153V150H162V151L159 150V149H164V148H162L161 144L159 145V146H161V147H160L159 149L156 148V152H153V151H155V149H154V147H152V146H154V145L156 144V143H152V142H154V141H153L154 138H153V140H151V142L149 143L150 145H151V143L153 144V145L150 146V148L152 147V148H151V149H152V152L147 151V148H148V147L145 148L144 144H140V147H139V146H135V147H132V146H131V147H130L131 149L129 150V152H128V150H126V151H127V155H126V151H123V152H125V154L122 152L123 155H122V153L119 154V155H118V158H120V157H126V158H127V157H129V155H128L129 153H130V155H131V153H132L131 156H133V152H134V156L132 157V159H131V156H130L129 158H130L131 160H129V161H134V160H135V163L138 161V163H139L138 166H140V163L143 165V163L146 162V161H144V158L146 159V157H147V158H148L147 161H149V159H151V158H152L151 160H153V159H155L154 157H159L158 155H161V154H159V152H160V153L162 152V154L165 155L164 158H162L163 155H161V157L158 158V159L162 158V159L160 160V162H161V161L163 162V159L165 160L164 163L161 162L163 165H159L160 167H161V166H162V167L164 166L163 168L161 167V168H162V172H163V169H164V168H165V170H166V168L169 167V168H168V170H169L168 174H169V173H170V174L172 173L173 177H175V178L177 177L178 179H180L179 176H181V174H180V172H178V171H179L181 168H180L178 171L175 169L178 173L174 171L175 166L180 167V165H178V164L176 165V162L182 160L183 158L185 159V161H186V159H187L188 162H187V161H186V162H187L188 164H187L185 161H184V162L186 163V167L189 168L188 172H190V171H193V172H194V169H195V167H196V166L194 167V165H196V164H195L194 160H192V159L194 158L193 156H195V155L192 156L191 154H194V153H193L194 151H192V150L195 148V147H194L195 143H198V144H196V146H197V145L199 146V142H200L199 139H201V142H202V140H203V137H202V136H203V132H204V133H205V134H204V139H205V141L203 140V142L205 143V142L208 140V143H210V141H211L212 138H213L215 141L212 140L213 142L211 141V143H215V144H213V146L215 145V146H214L215 149H216V150L221 149L222 152H223L224 157L227 155L226 158L229 157V158H230V159L228 158L229 160H231V157H232V158H235L236 160H235V159H234V160H231V162L233 161V162H232L233 165H235V164L238 163V164H237V165H238V168H239V167H240V168H239V171H238V169H236V170H237L238 172H240V174L244 175V176H243L244 178H246V180H245V179L242 180V181H245V182H246V186H244L245 183H244V185L242 184V185L244 186V187H243L241 184H239V183L241 182V181L239 180L241 175H240V174L238 175V176H239V179H238V177L234 176V178H236V181H237V179L240 181V182L237 183L238 186L235 185V184H234V181H235V180H234V181L232 180V179H233L232 175L235 174V173H238V172H233V174L231 173L230 177H229V176L227 177L226 174H224V173H226L227 171H228V172L230 171V170H229L230 168H228V167L231 166V165H230V164H229V165H226L227 168H226V167H223V163L226 162V161L223 160V161H222V162H223V163H222V167H223V168H226L227 171L224 172V173H222V174H224V175H221V176H222V177H223V176H224V177H225V176L227 177V178L225 177V178H223V179H226V182H228L229 185H226L227 183H226L225 181H223V179H222V182H225L224 184H225L226 186L224 187V184H222L221 187L219 186V188H222V187L226 188V187H227V188H226V192H227V191H230V192H229V195H230V197H231L230 199H232V198L236 199L237 197H241L240 199H242L243 201H241L239 198H238L239 200L236 199V201H241V202L239 203L240 206L237 207L238 210H240V212H241L242 209H247V207H245L244 205H246V206L249 205L248 207H250V208H248V209H251V207H252V208L254 209V210L252 209V211H253L254 213H256V216H257V214H258L257 217L260 216L259 218H261V220L259 219V220H260L259 224L264 225V222H263V221H264V200H263V199H264V147L262 148L263 151H262V149H261V151H257L258 149L260 150V148H259L258 146H257V147H256V146H253V145H254V142H252L253 140H251V139H255L254 141L260 143V142H262L264 139L262 140V138H261V136H260V139L257 140V137H256V136H255V138H252V136H250L251 139L248 138L249 140H248V139H247V140H248V141H251V142H246V141H247V140L245 141V139H246L245 137H246V136H243V135H247V137H248V134H247V133H248V132H247V127L244 128V130H243L242 128H239V129H241V132H243V133H246V132H247L246 134L241 133V135L243 134L242 136L245 138L244 141L246 142V145H247V147H245V149H244V146H245L244 144H245V142L242 140V138H243L242 136H241V138L238 137L239 139H238V138H237V139L235 138L234 140L230 138V134H232V135L234 136V134L237 132L236 134L238 135V131H236V132L233 131V132H235V133L231 132V131L233 130V128H234V127H232V126H233L234 124H237V123H236L234 120H233V121H234L235 123L232 122V120H231L232 117H231V116L228 117V118H230V119H227V117H226L225 114H224L225 117L222 115V114L225 113V112L227 113V115H230V111H231V109H227V111L230 110L229 113H228L227 111H225V110H226V107H227V104L225 105V102L223 103V104H224V108H223V109H225V110L222 109L224 112H222L221 109H217V110H216V108L218 107V106L216 107V105H218V104H219L220 106H223V105L220 104V103H222V101H221V102L219 101L220 103L217 104V101H218V100L216 101V98H215V97H217L218 95L216 94V96H215L214 93L218 91V90L215 91V89L217 88L216 85L218 84V83L216 84L215 82H217L218 80L215 81L214 79H216V78L213 76L214 73L217 71V69H219L220 67H222V66H224V65H227V66L231 65L230 67H234V66H236V65H238V66H242V65H240V63H241L242 61H244L245 59H244L242 56L240 57V55H242V54L247 55V58H248V54L243 53L244 51L247 52L248 49H249V51L253 54V52H255L254 50H255L256 48H259V47H260L259 45H261V44H260V42H256V38H255V37H256V34H258V33H257L258 29H260L261 27H262V29H260V30H261L262 33H264V32H263V31H264V30H263V29H264V28H263V27H264V26H263V25H264V24H263V23H264V19H261V21H260V20H256V21H258V22H260V23H262V21H263V23H262L263 25L261 24V25H262L261 27H260V23L257 22L259 26H258L257 24H255V25H257V26L259 27L258 29H257V27L254 25V23L256 22L255 19H256L257 16H259V15L261 16V15H262V16L264 17V12H263V14H262L261 12H260V13L258 12L259 15H258V13L256 12L257 14H254V18H255L254 21H253V20L251 21L252 17L250 18V17L248 16V12H249L250 9H255L257 6H261V8H262V6H264V0H230ZM251 3H252V4L255 3V4H254V5H251ZM255 5H256V7H255ZM257 8H258V7H257ZM258 9H259V8H258ZM243 10H244V11H243ZM230 12H232V13H230ZM250 12H251V13H249V15H250V14L253 15V14H252V11H250ZM255 16H256V17H255ZM263 17H260V18H263ZM260 18L257 17V19H260ZM253 22H254V23H253ZM258 32H260V31H258ZM231 33H232V34H231ZM252 33H254V34L256 33V34L254 35V34H252ZM262 33H261V36L263 35L262 37H264V34H262ZM251 34L254 35V36H253L254 38L252 37ZM259 34H260V33H259ZM246 36H248V37H250V38L252 37L254 40H253L252 42H250V41H249L250 39H249V40L247 39L249 42H247V41H246V42L249 43V44L244 45V41H243L244 39H242V37H244L245 40H246ZM258 36H259V37H258ZM258 36H257L258 38H262L260 35H258ZM252 38H251V40H252ZM258 38H257V41H258ZM240 39H242V41H240ZM76 41H77V37H76ZM220 41H221V42H220ZM116 42H118V41H116ZM246 42H245V43H246ZM125 43H126V42H122L121 40H119V45L115 46V48H116L117 50H119L120 48H122V49L125 48V49H123V50H126V48H127V50H126L127 52H128V50H130V51L132 50V52H133L132 55L135 53V54L133 55L134 57L131 55L133 60H131V58H130V54H131V52H130V53H129V52L127 53V52L125 51V53H127V56L129 55V57H127L126 55H123V57H124L123 60H124V61H125L126 57H127L130 61H128V59H126L127 62H128V64H127L126 61H125V62L122 61V62H123V65H124V66L122 67V69L128 67V68H127L128 72H127V70H126V72H125V70L123 69L124 71L122 70L121 73H123V74L127 73L126 76H128V74H129V78H130L131 76H133L132 74H134V73H135V74H139V73H137V72L139 71L138 68L140 67V66H139V62H140L141 59H144V60H145L146 57H144L143 55H141V52H140V51H139L140 53H139L138 51H136V50H137V49H136V48H137L136 45H134V46H135V48H134V47L132 46L133 43H132V44L129 43V45H130V44H131V45H130V47L128 46V47H129V49H128V47H124V46H127V45H128L127 43H126V45H125ZM114 44H115V43H114ZM115 45H116V44H115ZM263 45H264V44H263ZM121 46H122V47H121ZM131 46H132V47H131ZM245 46L247 47V50H246ZM251 46H253V47H251ZM258 46H259V47H258ZM193 47H194V46H193ZM193 47H192V48L190 49V51H189L191 55H192L194 52H196V51H195L196 48H195V47L193 48ZM248 47H251V49L248 48ZM131 48H133L134 50L131 49ZM260 48H261V47H260ZM44 49H45V48L41 49V50H42L41 52H42V54H44V57L46 58V57H48V56H47V52H45ZM122 49H120V50H122ZM135 49H136V50H135ZM117 50H116V51H117ZM120 50H119V51H120ZM123 50H122V51H123ZM138 50H139V49H138ZM211 50H212V51H211ZM257 50H258V49H257ZM257 50H256V51H257ZM72 51H73V50H72ZM44 52L46 53V55H45ZM241 52H242V54H240ZM24 53H26V54H24ZM24 53H23V54H24L26 57H25L24 55H23V56H24L25 58H27L28 56H30V55L27 56V52H24ZM39 53H40V52H39ZM72 53H74V52H71V49H70V50H67V52H66V56H68V57H66L65 54L63 55L62 53H60V54H61L62 56H64L65 58H64V57H63V58L60 57L61 55L58 56V57L56 56L55 63H56V65L59 63L57 67H59V66L61 65V69H63L62 67H64V70H65V68H66V69H67V72H68V70H69L70 72H71V71L73 72V73L71 72V73L73 74L72 76H71V73L68 72V73H66L67 76L65 77V78L67 79V78H70V76H71V80H70V79L68 80V81H70L71 83L68 82L66 79H65V80L67 81V84H68L69 86L74 82V86H72L73 88H72V87H68V85H65V83H64V82H65V81H64V76H63L62 74L60 75V73L57 74L58 81H60V82L64 81V82H62V84H64L65 87H66V86H67V87L65 88L64 85H63V87L65 88V89L63 90V88L61 87L62 84H61L60 82L57 83L58 81H56L55 84H57V85L60 84V87H61V88L59 87V88H60V92H59V90H58L59 94H60L61 91H62V93H61L60 95H63V96H66V95H67V96H68V98H67V96H66L65 99H66V98H67V99H69V98L71 99L70 96L73 95V92H74V94H76V93H75L76 90H78L77 92H80V94H81V96H82V97H81L82 100L79 101V102L81 103L79 109H80L81 113H85V112H82V109H83V111H84L85 108L89 110V111L85 110L86 113L83 114V116H81L82 114L80 113V116H79V117H82L83 120H82V118H81V120L84 121V119H88V118L90 117V113H92V112L95 113L97 110H98V111L100 110V109H97V108H96V107L98 106L96 102H98V100L100 99V98H99L100 96H99V94H98L99 92H96V91H97L96 89H98L97 85H98L99 87H100V86H101V87L104 86V80L100 78L101 80L99 81L98 72H99V75H100V76H101V73H100V71L98 70L97 67H96L97 69H96L95 67L88 68V71L90 70L91 73H89L87 70H86V71H83L84 69H82V71H81V67H82V66H85V65L87 64V61L84 60L85 58H82L83 61L81 62L82 59H80V56L78 55V53H77V54H76V52H75L74 54H72ZM123 53H124V51H123ZM123 53H122V54H123ZM125 53H124V54H125ZM136 53H137V54H140L141 57H140V55H139V57H138V55H136ZM251 53H250V54H251ZM260 53H261V52H259V54H260ZM28 54H29V52H28ZM30 54H31V53H30ZM40 54H41V53H40ZM57 54H58V53H57ZM71 54H72V57H71ZM75 54L79 56V60H78V56H75ZM250 54H249V56H250ZM254 54H255V53H254ZM254 54H253V57L250 58L251 60L254 59ZM259 54L256 53L255 55H259ZM32 55H33V54H32ZM32 55H31V56H32ZM58 55H59V54H58ZM73 55H74V56H73ZM135 55H136V56H135ZM33 56H34V55H33ZM33 56H32V58L34 59L35 56H34V57H33ZM39 56H40L41 59L43 60L42 55H39V54H38V57H39ZM53 56H54V55H52V57L50 56V57L52 58V60H54V57H55V56H54V57H53ZM38 57L36 56L37 61H38V62H36V63H35L36 58H35V61L33 62L32 58L30 57V58H31V59H30V58L28 57L30 61L32 60L31 62L33 63V65L35 66V68H36V66H37V68H38L39 66H42V65H41V59H39ZM137 57H138V60H139V61L136 59ZM45 58H44V59H45ZM75 58H77V60H76ZM241 58H243V59H241ZM240 59H241V60H240ZM250 59H249V60H250ZM50 60H51V59H50ZM134 60H136V62H135ZM39 61H40V63H39ZM56 61H57V62H56ZM132 61H133L134 63H133ZM137 61H138V62H137ZM237 61H238V62H237ZM239 61H241V62H239ZM255 61H257V62H261V59L258 58V59H256ZM51 62H52V61H51ZM84 62H85V65H84ZM130 62H132V63L130 64ZM29 63H30V62H29ZM79 63H80L81 65H80ZM205 63H206V64H205ZM234 63H235L236 65H235ZM30 64H31V63H30ZM38 64H39V65H38ZM51 64L53 65L54 62L51 63ZM241 64H242V63H241ZM87 65H88V67H89V64H87ZM132 65H133V66H132ZM30 66H32V64H31ZM65 66H66V67H65ZM79 66H80V67H79ZM125 66H127V67H125ZM134 66H137L138 71H137L136 69H134V68H135ZM55 67H56V66H55ZM86 67H87V66H85V68H86ZM133 67H134V68H133ZM31 68H33V66H32ZM35 68H33V69H35ZM79 68H80V69H79ZM82 68H83V67H82ZM61 69L59 68V69H58V72H61V73H62V71H59V70H61ZM77 69H78L79 71H78ZM86 69H87V68H86ZM91 69H93V72H94V69H96V70H98V71L95 70L96 73H95V72L93 73V72L91 71ZM131 69L134 70L133 73H132V72H129V71H132ZM54 70L56 71L57 69L54 68ZM135 70H136L137 72H136ZM65 72H66V70H65ZM65 72L63 71V73H65ZM87 72H88L89 75L91 76L90 80H91V79L93 80L94 78H96V75H95V74H97V77H98V78L93 80V82L95 83V85H93L94 83H93L92 81H88V79H89V78H88L89 75H88ZM86 73H87V74H86ZM92 73H93V74H92ZM130 73H131V74H130ZM68 74H69L70 76H69ZM83 74H84V75H83ZM58 75L63 76V77H62L63 79H62L61 77H59ZM74 75H75V76H74ZM92 75L95 76V77L92 78V77H93ZM121 75H122V74H121ZM73 76H74V77H73ZM85 76H86V77H85ZM122 76H123V75H122ZM124 76H125V75H124ZM126 76H125V78H124L125 81H127V80L129 79V78L126 79V78H127ZM72 77H73V82H72ZM75 77H76L77 82H78V80H79V83H76ZM77 77H78V78H77ZM60 78H61L62 80H61ZM162 78H163L164 81H166V82L162 81ZM82 79H84V80L87 79V80H85V81L89 82V83L86 82V84H87L86 87H85V85H84L85 82H83L84 80L82 81ZM131 79H130V80H131ZM156 79H161V82H163V85H162V84H159V82H158ZM74 80H75V81H74ZM95 80H96L97 82H96ZM155 80H156V81H155ZM173 80H174L175 83H172ZM80 81H81V82H80ZM98 81L100 82V84H99ZM137 81H138V80H137ZM179 81H182V82L180 83ZM90 82H91V83H90ZM128 82H129V81H128ZM154 82H155V84H154ZM178 82L180 83V85L178 84ZM26 83H27V82H25V85H24L25 88H26V86H28V84L26 85ZM69 83H70V84H69ZM75 83H76V84H75ZM80 83H83V85L81 86ZM96 83H97V84H96ZM129 83H130V82H129ZM129 83H128V84H129ZM156 83L159 84L158 86H159L160 88H158V87L156 86V87H157V88H156V91H154V90H155V85H156ZM176 83H177V84H176ZM23 84H24V83L22 82V85H23ZM101 84H103V86H102ZM128 84H127V85H128ZM153 84H154V86H152ZM175 84H176V85H175ZM214 84H216V85L214 86ZM57 85H55V86H57ZM79 85H80L81 87H79ZM130 85H131V84H130ZM134 85H135V84H134ZM134 85H131V87H132V88H133V87L135 88ZM167 85H168V86H167ZM178 85H179V86H178ZM19 86H20V87H18V85H17V87H16L17 90H20V91H21V90L24 89V87H22L21 85H19ZM137 86H136V87H137ZM176 86H177V87H176ZM0 87H1V86H0ZM2 87H3V86H2ZM2 87L0 88V90L2 89V93H3V95H4V93H5V94H8L7 97H10V96L12 95L11 98H13V97L15 98V97H19V96L21 97V95H22V97H23L24 99H26V100H27V98H28V100H30V101L33 100V103H34V104L36 103V102H34V101H36V100H37V97L39 96V94H37V93H40V96L43 94V93L41 94V92H40V91H42V90H39V91H37V92H36V90H31V94L33 93L32 95L36 96V97H35L36 99H35L33 96L31 97V96L28 95V94H30V93L25 92V93H27V96H25V95H23V94H20V95H19V94L17 93L18 91H17V92L15 91L16 93L14 92V94H17V96H16V95L12 94V92H9L8 90H6L5 87H4V88H2ZM76 87H77V88L79 87V88L77 89ZM82 87H85V88H82ZM87 87H89V88H87ZM90 87H92V88H93V87H94V88L96 87L95 89L93 88L95 91H93V89L91 90ZM101 87H100V89H103V88H101ZM138 87H137V88H138ZM152 87H154V88H152ZM168 87H170V89H169ZM215 87H216V88H215ZM71 88H72V89H71ZM86 88H87V89H86ZM128 88H129V85H128ZM134 88H133V89H134ZM166 88H167V90H168V89H169V90L167 91ZM171 88H172V89H171ZM174 88H175V89H176V88H179V93L182 91L180 95L184 94L185 96H184V95L180 96L179 93L177 94L178 91L175 90ZM4 89H5L6 91H5ZM57 89H58V86H57ZM67 89L71 90L72 92L69 91V90H67ZM75 89H76V90H75ZM83 89H84V91H82ZM135 89H136V88H135ZM135 89H134V90H135ZM157 89H161L162 91H160V90L157 91ZM173 89H174V90H173ZM180 89H181V90H180ZM217 89H218V88H217ZM79 90H80V91H79ZM86 90H90V91H89L90 93L85 92ZM134 90H131V91H134ZM136 90H137V89H136ZM140 90H138V91L140 92ZM147 90H148V93H147L146 96H145V93H146L145 91H147ZM171 90H172V91H171ZM231 90H232V89H231ZM3 91H5V92H3ZM24 91H27V90L24 89L23 91H21V93L24 92ZM32 91H35L36 93H35V92H32ZM66 91H67L68 94H63V93L66 92ZM81 91H82V93H81ZM91 91L94 92V94H91ZM98 91H99V90H98ZM100 91H101V90H100ZM138 91H137V92H138ZM175 91H177V92H175ZM225 91H226V90H225ZM7 92H8V93H7ZM28 92H30V90H28ZM134 92H135V91H134ZM137 92H136V93H137ZM139 92H138V93H139ZM156 92H157V94H156ZM174 92H175V95H173V96L171 97L170 95H172V93H174ZM226 92H230V90H229V91H226ZM9 93H10L11 95H10ZM19 93H20V92H19ZM25 93H24V94H25ZM69 93H70L71 95H69ZM83 93H85V94H83ZM95 93H96V95H98V98H99V99H97V98L95 97V96H96ZM132 93H133V92H132ZM138 93H137V95H138ZM167 93H166V94H167ZM87 94H88V95H87ZM89 94H90V96H91V95H92V96L94 95V98H93L92 96H91V97H92L93 99H96V101H95V100H92V99H89V98H91V97L89 96ZM150 94H149V95H150ZM166 94H165V95H166ZM219 94H221V93H219ZM3 95H2L1 92H0V97L2 96L1 98H2L3 100H4V98H6V100H7V97H3ZM13 95H14V96H13ZM76 95H78V94H76ZM76 95H73L72 98L76 97ZM84 95H85V96H84ZM132 95H133V94H132ZM137 95H136V96L134 95V96L136 97V100H138V99H137ZM140 95H139V96H140ZM158 95H159V96H158ZM186 95L189 96V98H188L189 100H187V96H186ZM223 95H224V94H221L220 96H218V98H222V99H223V98H224V99L227 98V94L224 95V96H223ZM5 96H6V95H5ZM40 96H39V97H40ZM42 96H43V95H42ZM86 96H87L88 98H87ZM134 96H133V97H134ZM161 96H162V97H161ZM22 97L19 98L20 101L23 100ZM29 97H30V98H29ZM61 97H62V96H61ZM83 97H84V98H83ZM135 97H134V98H135ZM165 97H166V98H165ZM173 97H174L175 102H177V103H178L180 100L182 101L183 98H184L185 101L187 100V103H188V104H189V101H190V104L192 103L193 105L191 104L190 106H189V105H188V106L186 105V106H187V107H190V108L192 107L193 110L190 109V108H188V109H190V110H189L190 112H189V111L187 110V108L185 109L184 107H186V106H184L185 102H183V101H182V102H183L184 104L181 103L182 106H181L180 103H178V104L176 103V104H173V105H172L173 102L170 101V100H172ZM175 97H176V98H175ZM182 97H183V98H182ZM1 98H0V100H1ZM14 98H13V99H14ZM32 98H34V99H32ZM62 98H64V97H62ZM79 98H80V95L78 96V100H79ZM214 98H215V99H214ZM39 99H41V98H39ZM39 99H38V100H39ZM83 99H84L85 102L83 101ZM88 99L91 100V101H89ZM149 99H148V100H149ZM159 99H160V100H159ZM190 99H191V100H190ZM193 99H194V100H193ZM212 99H214V100H212ZM3 100H2V102H3ZM11 100H12V99L9 98V102H11ZM26 100H25V101L23 100V101L21 102V103H22V104H21V103L19 102L18 98H16V100L13 101V104L10 103V105H9L8 100H7V101H4V102H6L7 105H6L5 103H4V104H5V105H4L2 102H0V107L2 106V110H3L4 108H6L7 106H9V107L12 106V108H13V107H14V108L16 107V109L19 107L18 109H20V108L25 109V110H24V112H25L26 109L28 110V109L30 108L31 104L28 106V105H25L24 102H28V104H29V103H32V102H30V101H28V100L26 101ZM38 100H37V105H39L38 102L40 101V100H39V101H38ZM136 100H135V101H136ZM174 100H173V101H174ZM195 100H196V103L193 102V101H195ZM16 101L19 102L21 105L18 103V104L15 106L14 103H17ZM81 101H82V102H81ZM87 101H88V102H87ZM152 101H151V102H152ZM181 101H180V102H181ZM212 101H214V102H213V105H210L209 103L212 102ZM90 102H91V103H90ZM92 102H94V103H93V105L90 106L89 104H92ZM138 102H139V101H138ZM138 102L136 101L135 104L139 106L138 108H141L140 105L137 104ZM175 102H174V103H175ZM82 103H85V104H82ZM86 103H87V104H86ZM147 103H146V104H147ZM187 103H186V104H187ZM1 104H2V105H1ZM23 104H24V106H22ZM149 104H148V105H149ZM158 104H159V105H158ZM82 105H83L85 108H84ZM85 105H86V106H85ZM87 105H89V108H88ZM195 105H196V107L194 108L193 106H195ZM229 105H230V104H229ZM229 105H228V107H229ZM231 105H232V101H231ZM5 106H6V107H5ZM17 106H18V107H17ZM20 106H21V107H20ZM92 106H93V107H92ZM94 106H96V107H94ZM104 106H105V104L103 105V107H104ZM220 106H219V107H220ZM9 107H8V108H9ZM23 107H25V108H23ZM28 107H29V108H28ZM168 107H171V109L168 108ZM12 108L10 107L9 109H12ZM98 108H100V105H99ZM105 108H106V107H104L103 110H100L99 114H100L101 112H103V111L105 110ZM165 108H163V109H165ZM183 108H184V109H183ZM221 108H222V107H221ZM229 108H230V107H229ZM9 109L6 108L5 110H3V111H6V112H3V111L1 112V113H4V114L2 115L3 118L6 117L7 111H9V112H10V111H11V112H12V111H16V109H15V110H13V109H12V110H9ZM18 109H17V110H18ZM22 109H20L19 112H22V111H23ZM151 109H152V110H156V109H157V110H156L157 112H153ZM21 110H22V111H21ZM29 110H30V109H29ZM91 110H92V112H91ZM93 110H96V111H93ZM111 110H112V109H111ZM160 110H159V111H160ZM175 110H176V109H175ZM215 110H216V111H215ZM218 110H220V112H222V113H219ZM235 110H236V109H235ZM0 111H1V108H0ZM105 111H106V110H105ZM109 111H110V110H109ZM109 111L107 110V113H106V114H105V112H103V113L100 114V115L103 114V116L105 115L104 117L102 116V117H103V120L105 121L106 118H107L106 121H107V122L109 121L108 123H110V121H111V119H110L111 116L108 115L111 111H110V112H109ZM148 111H149V108H148ZM148 111H147V113L150 112V111H149V112H148ZM179 111H180V112H179ZM183 111H185V112H183ZM217 111H218V112H217ZM232 111H233V110H232ZM237 111H238V109L236 110V112H237ZM19 112H17V113L14 112L15 114H14V113H13V114H14V115L19 114ZM152 112H153V113H152ZM161 112H162V111H161ZM173 112H174V110L172 111V113H173ZM209 112H210V113H209ZM238 112H239V111H238ZM238 112H237V113H238ZM1 113H0V115H1ZM25 113L27 114V111H26ZM28 113H29V115H30V114L33 113V112L30 113V112L28 111ZM87 113H88V114H87ZM93 113H92L91 115H93ZM145 113H146V112H145ZM154 113H155V114H154ZM159 113H160V112H159ZM191 113H192V114L194 113L195 116L192 115ZM234 113H235V112H234ZM8 114H9V113H8ZM8 114H7V117H10V116L12 115V114H11V115L9 114L10 116H8ZM23 114H24V113H23ZM86 114H87V115H86ZM96 114H98V113H96ZM140 114H142V116H143L144 113H139V114H138V117L140 116ZM160 114H161V113H160ZM190 114H191V116H190ZM239 114H240V112H239ZM20 115H22V113L19 114L18 117H19ZM24 115H25V114H24ZM29 115L27 114L28 117H29ZM84 115H85V117H84ZM144 115L146 116V115H148V114H144ZM180 115H181V114H180ZM220 115H221V117L223 116L224 119H226L227 121H228V120L231 121V122H228L229 125H230V124L232 125V123H234V124H233L231 127L228 125V128H227V125H226L227 121L224 120V121L226 122V123H225V122L223 121V119L220 118ZM234 115L236 116V113H235ZM2 116H0V121L2 120ZM4 116H5V117H4ZM27 116L25 115L24 117L26 118ZM106 116H107V117H106ZM142 116H140V117H142ZM159 116H160V117H159ZM217 116H219V117L217 118ZM11 117H12V116H11ZM11 117H10V118H7V120L11 121V120H13L15 117H17V115H16V116H13L12 119H11ZM18 117L15 118V120L18 121V119H19ZM24 117L22 116V118H24ZM34 117H35V114L33 113L32 118L34 119ZM77 117H78V116H77ZM86 117H87V118H86ZM105 117H106V118H105ZM108 117H109V118H108ZM143 117H144V116H143ZM143 117H142V120H145ZM181 117H182V116H181ZM194 117L197 118V119H196L197 121L200 120L199 122H201L202 124L205 123V121L203 120V119H205L207 124H203L204 127L200 125L201 123H199V125H198L197 121H196V123H195V121H194ZM20 118H21V116H20ZM25 118H24V119H25ZM30 118H31V115H30ZM30 118H29V120L26 118L28 121H27V120L25 121V120H23V119H22V120H23V121H22V120L19 119V120L21 121V122H20V125L22 124V128L24 127L22 130H24V129H25V131L28 130V128H29L28 125H30L29 122H31V125H33L32 123H34L35 121L32 122L33 120L31 121L32 118H31V119H30ZM104 118H105V119H104ZM158 118L161 119V120H160V123H159V120H157ZM109 119H110V120H109ZM201 119H202V120H201ZM207 119H208V122L211 120V123L209 122L211 126L214 125V129H213L214 131H213L212 129H211V131H210V130L208 131L209 128L206 127V125L209 126V125H208L209 123L207 122ZM13 121H14V120H13ZM17 121H15V123H16ZM152 121H153V123H155V125H153ZM161 121H162V122H161ZM184 121H183V122H184ZM192 121H193V122H192ZM202 121H203V122H202ZM212 121H214L215 124L213 123V125H212ZM1 122H2V121H1ZM26 122H27V128L25 127ZM107 122H106V123H107ZM179 122H178V123H179ZM17 123H18V122H17ZM28 123H29V124H28ZM104 123H105V122H104ZM106 123H105V124H106ZM108 123H107V124H108ZM120 123H122V122H120ZM120 123H119L118 125H116V126L119 127ZM146 123H145V124H146ZM165 123H166V124H165ZM181 123H180V124H181ZM228 123H227V124H228ZM38 124L40 125V123H37V122H36V124L34 123L33 128H34L35 130H36L35 127H36ZM194 124H196L197 127H195ZM216 124H217V125H216ZM0 125H1V123H0ZM18 125H19V123H18ZM20 125H19V126H20ZM23 125H24V126H23ZM31 125H30V126H31ZM122 125H123V123H122ZM219 125H220V126H219ZM237 125H238V124H237ZM161 126H160V127H161ZM167 126H168L169 128H168ZM174 126H175V125H174ZM200 126H201V127H200ZM221 126H222V127L224 126L223 129H222V131H224V133H226L227 131H230V130H228V129H232V130L230 131V132H231L230 134H229V133H226V134H228L229 136H227L226 134H225V135H226V136H225V135H223V133H221V132H222V131H221V128H222ZM225 126H226L227 129L225 128ZM234 126H235V125H234ZM262 126H264V125H262ZM20 127H21V126H20ZM120 127H122V126H120ZM205 127H206L207 130H205ZM209 127H210V126H209ZM33 128H32V126H31V128L28 130V131L31 132V133H30V132H29V133H30L32 136H31V135H30V137L28 136V135H29V133H27L28 131L25 132V133H27V135L25 134L27 137H26L24 134H22V136L24 135V136H23L24 138H25V137H26V138L29 137V138H31V140H34V141L38 142V141H37V137H38L39 135H37V137L35 136L36 138L34 137V135L32 134V130H33ZM153 128H150V129L153 130ZM176 128H174V129H176ZM196 128H197L198 132H199V130H201L200 128H203V130H201L198 134H195L194 132H197ZM211 128H213V127H211ZM235 128H236V129H234V130H237V129H238L237 126H236ZM262 128H263V127H262ZM31 129H32V130H31ZM112 129H113V130H111V133H116V132H117V133H120L122 136H125L124 134H126V132H125L124 130H122V131L124 132V133L122 134L121 131H120V129L117 128V127L115 128V126H114ZM116 129H117V130H116ZM239 129H238V130H239ZM245 129H246V130H245ZM248 129H249V128H248ZM263 129H264V128H263ZM263 129H262V130H263ZM204 130H205V131H204ZM225 130H227V131H225ZM113 131H115V132H113ZM118 131H120V132H118ZM128 131H129V130H127V133H128V135H129V134L131 133V131H129V132H128ZM185 131H186V132H185ZM206 131H207V133H208V132H213V133H214V132L217 131V132H216L217 134H216V133H214V134L212 133V134H213V135H212V134L208 133V134L210 135V137H209V135L206 134ZM239 131H240V130H239ZM244 131H245V132H244ZM33 132L35 133L34 130H33ZM171 132H173V133H171ZM183 132H184V133H183ZM219 132H220L222 135H219V136H218V134H220ZM261 132H262L261 134H262V137H263V136H264V135H263V131H261ZM156 133H157V132H156ZM250 133H252V132H250ZM255 133H256V132H254V134L252 133L253 136L255 135ZM120 134L118 135V136H119V139H120V140L122 139L121 141H123V142L126 141V140H124V139H127L126 142L129 144L128 146H130V142H129L130 139L128 140V138H131V137H133L134 135H133V136H128V135L126 134L128 137L126 136L127 138H126V137H123V138H122V136H121ZM200 134H201V135H200ZM256 134H257V133H256ZM131 135H132V134H131ZM153 135H152V136H153ZM170 135H169V136H170ZM177 135H176V137H177ZM192 135H193V138L191 137ZM197 135H198V139H196L197 141H195L194 139L197 138ZM211 135H212L213 137H212ZM215 135L218 136V137L215 138V137H216ZM237 135H235V136L237 137ZM169 136H168V138L170 139ZM189 136H190L191 138H189ZM199 136H201V137H199ZM205 136L208 137V138H205ZM214 136H215V137H214ZM233 136H231V137L234 138ZM239 136H240V135H239ZM258 136H259V135H258ZM7 137H8V136H6L5 138L8 139V141L5 140L4 137H3L4 141H3L2 138H1L2 141L0 140L1 143L3 142L4 148H5V146H6V148L9 146L8 142H9L10 144L12 143V142H10L9 138H7ZM16 137H17V136H16ZM16 137H15V138L12 137V139H16V141H17V138H16ZM39 137H41V135H40ZM39 137H38V138H39ZM120 137H121V138H120ZM164 137H165V138H164ZM178 137H177V138H178ZM211 137H212V138H211ZM26 138H25V139H26ZM69 138H71V136H70ZM158 138H159V139H158ZM174 138H175V139H174ZM209 138H210L211 140H210ZM218 138H219L220 141H222V142H223V140L225 141V139H223V138H226V139H227V140H226L227 143H228V142H229V143H232V140H233V142H234L235 140H236L235 142H237V140H238V143H239V142L242 143V144L244 143L243 146H242V145L239 146L238 149L240 150L241 148H243V150H244V151L246 150V151H245V152L243 151V153H242V152H241L242 150H240V152H241V154H240L239 151H237V150H238V149H237L238 146H233V145H235L234 143H233L232 145H228V144L226 143L228 146H227L226 144H224L225 142H224V143H222V142L220 143V141H218V143H217L216 139H218ZM258 138H259V137H258ZM10 139H11V137H10ZM12 139H11V140H12ZM18 139H19V138H18ZM157 139H158V140H157ZM164 139H165V140H164ZM189 139H190V141H191L192 143H191L190 141H188ZM230 139H231V142H230ZM240 139H241V140H240ZM20 140H21V137H20ZM20 140L17 141L18 144L20 143ZM26 140L28 141L29 139H26ZM38 140H39V142H40V144L38 143V145H39V147H40V145L42 146V144L44 143V142H43L44 140H43L42 138H39ZM41 140H42V141H41ZM120 140H119L120 143L118 142L117 138H116V142L114 141V145H115L117 148L119 147L118 144H119L120 146H121V143L123 144V142H121ZM239 140H240V141H239ZM260 140H261V141H260ZM5 141H6V142H5ZM16 141L14 140L15 143H16ZM29 141H30V140H29ZM29 141H28V142H29ZM159 141H160V142H159ZM180 141H181V144H180ZM183 141L185 142L184 144L182 143ZM186 141L190 142V143H188V144H192V145H190V149H191V148H193V149L190 150V149H189V145H188V146H185V147H187V150H186V148H185V149L183 148V145H187ZM193 141H195V143H193ZM198 141H199V142H198ZM242 141H243V142H242ZM14 142H13L10 146L15 147V148H12V147H11V148H8L9 150H11V149L13 150L12 153H11V152L9 153V151H7L8 149H5V151L3 150V153H4V152H7V153H5V154L2 153L1 147H2V149H4V148H3V145L1 146V143H0V150H1L0 153L3 154V155L0 154V157H1V158L3 157V159L5 158L6 160H10V161H11V159H12V161H13V163H14V164H13L12 161H11V164H10V163H8V161H6V160H4V162H3V159H2V161H0V162H2V164L5 163L4 166H3V168H5V166L7 167L8 164H9V165H12V164H13V165L15 166V163L17 162V160H18L19 158H20V159H19L18 161H20V160L22 159V160H21L22 162H23L24 159H25L24 156H23V154H22V153L24 152V151H22V148H21L22 145H21V147H16V145H15ZM31 142H33V141H31ZM126 142H125L124 144H127ZM167 142H168V143H167ZM178 142H179V143H178ZM256 142H255V144H257ZM5 143H6V144H5ZM21 143H22V142H21ZM240 143H239V144H240ZM247 143H248V144H247ZM249 143H251V144H249ZM16 144H17V143H16ZM18 144H17V146H20V145H18ZM124 144H123V145H124ZM193 144H194V145H193ZM216 144H217V145H218V144H219V145H220V144H221V145L224 144V147H225V146H227V147L223 148L221 145H220L221 147H219V145L217 146ZM239 144H238V145H239ZM252 144H253V145H252ZM262 144H263V143H262ZM13 145H15V146H13ZM137 145H139V144H137ZM141 145H142V146H141ZM179 145H180V146H179ZM205 145H206V146H204L203 143H202L201 146H202V147L204 146V150H206L205 148H210V149H211V150H210V154H211V153H212L211 151H212V149H213L214 147L212 148V145H211V144H205ZM10 146H9V147H10ZM159 146H155V147H159ZM191 146H193V147H191ZM201 146H199V148H201ZM207 146H208V147H207ZM142 147H143L144 150H146V152L144 151L145 154H146L145 157H144V155H143V151H142V154H140V152H139V151L143 150V149H141ZM179 147L182 149V151H183V149L186 150V151H185V152H184V151L182 152L181 149H179ZM218 147H219V148H218ZM232 147H234V148H233L234 150L232 149ZM235 147H236V150H235ZM16 148H18V149L21 148V150L19 149L18 151H19L22 155H21L19 152L17 153V151H15ZM133 148H136V150L133 149ZM197 148H198V147H197ZM229 148H230V150H229ZM128 149H129V148H128ZM137 149H138L139 151H137ZM256 149H257V150H256ZM16 150H17V149H16ZM131 150H132V152H130ZM148 150H150V149L148 148ZM157 150H158L159 152H158ZM177 150H179L181 153H180L179 151H178V153H177ZM189 150H190V151H189ZM201 150H203V149L201 148L199 151H198V149H197V151L200 153V158H201V156H202L204 153H206L205 156L208 155L207 153H209V152H208L209 149L206 150L207 152H204V150H203L202 155H201V152H202ZM216 150L213 149V151L218 152V154L221 153V151L219 152V150H218V151H216ZM226 150H227L229 153H228ZM21 151H22V152H21ZM197 151H196V152H197ZM231 151H232V154H233L234 151H236L234 154H236L238 157H237L236 155H232V154H231ZM247 151H248V152H247ZM13 152H14V153L16 152L17 154H16V153L14 154ZM135 152H137V155H139V157L142 155V156H143V157L141 156L142 159L139 158L140 160H138V156L135 155ZM138 152H139V153H138ZM147 152H150V153H147ZM167 152H169V153L171 152V153H170V154H169V153L167 154ZM196 152H195V153H196ZM198 152L196 153V156L199 154ZM225 152L228 153V154H226ZM237 152H238V153H237ZM151 153H152V154H151ZM153 153H154L155 155H156V154H158V155L154 156ZM179 153H180V156H177V155H179ZM184 153H185V155H184ZM186 153H188L187 156H186ZM190 153H191V154H190ZM19 154H20V155H19ZM25 154H26V153L24 152V155H25ZM148 154H149V156H147ZM172 154H174V156H175V154H177L176 157L179 158V159L177 158V160H175V162L173 163V164H175V165H173V166H174L173 168L170 167V166H172V165H170V166L167 167V165L171 162V161H170L171 158L173 157ZM213 154H214V153H213ZM216 154H217V153H215V155H216ZM225 154H226V155H225ZM230 154H231V155H230ZM15 155H17V156H15ZM18 155H19V157H18ZM120 155H121V156H120ZM150 155H151L152 157H150ZM170 155H171V156H170ZM215 155H214V156H215ZM221 155H222V153H221ZM223 155H222V156H223ZM228 155H229V156H228ZM14 156H15V157H14ZM153 156H154V157H153ZM203 156H204V155H203ZM205 156H204V157H205ZM230 156H231V157H230ZM239 156H240L241 158H240ZM16 157H17V160H16ZM21 157H22V158H21ZM25 157L28 158V156H26V155H25ZM149 157H150V158H149ZM166 157H168V158H166ZM204 157L202 158V160H201V159H200V160L203 161ZM207 157L210 158L209 155H208ZM212 157H213V155H211V158H212ZM215 157H216V158H215ZM215 157H214V159H217V158L219 157V155H216ZM224 157H220V158H218V159H221V160H222V158H224ZM236 157H237V158H236ZM243 157H244V158H243ZM1 158H0V160H1ZM129 158H128V159H129ZM133 158H135V159H133ZM165 158H166V159H165ZM173 158H174V157H173ZM173 158H172V159H173ZM198 158H199V155H198ZM211 158H210V159H206V157H205L204 161L200 163V164H202L201 167H203V164H204V163H205V164H204L205 168H206V166H207V167L210 166V165H207V164L209 163L208 161H210ZM226 158H224V159L227 160V163H229L230 161H229L228 159H226ZM239 158H240V159H239ZM242 158H243L244 160H246V161H244ZM14 159H15V160H14ZM175 159H176V158H175ZM184 159H183V160H184ZM218 159H217V161H216V160H213V158H212L213 161H210L211 163H209V164H212L213 162L217 163V165H216L215 163H214V164H215V166L219 167V168H217V169L220 170V168H222V167L220 166V163H219V165H218V162H221V161H219ZM238 159H239L240 161H239ZM247 159H248V160H247ZM141 160H142V161H141ZM166 160H168L169 163H166V162H167ZM200 160H199V161H200ZM206 160H207V161H206ZM241 160H243L244 162L241 161ZM14 161H16V162H14ZM21 161H20L19 164H18V162H17V164H16V166H17L16 169H17V170H16V171H19V173H21V170H20V169H23V168H24V169H23V170H24V173H25L26 171H27L26 173H28V169H27L26 167H28L27 165H28L29 162L26 160V161L28 162V163H26V164H27V165H26V164H24L26 161H24V162H23V165H25V166H22V165H20V164H21ZM143 161H144V162H143ZM172 161H173V160H172ZM190 161H191V163H190ZM205 161H206L207 163H206ZM234 161H239V162H237V163L234 164ZM142 162H143V163H142ZM240 162H241L242 164H239ZM247 162H249L250 165H249ZM7 163H8V164H7ZM77 163L79 164V163H81V162H80V161H79V162L77 161ZM77 163L75 162L74 164L76 165ZM165 163H166L167 165H165ZM185 163H184V164H185ZM243 163H246V164H248V165H245V164L243 165ZM0 164H1V163H0ZM6 164H7V165H6ZM74 164H72V165H74ZM82 164H83V165H82ZM84 164L87 165L88 163H87V164H86V163H81V165L79 164L80 166L77 167V168H79V169L75 168L76 170L74 169L73 166H72L73 168H72V167L70 168V170H71V169H74L73 171H76L75 173L73 172V174H75V176L78 178V180H79V179H81V180L83 179L82 176H81L82 178H80V177H78V175H80V174L83 175V174H82L83 172H87L88 170L90 171L91 168L94 169L93 166H90V169H89V168H88V169H87V168H84V166H85ZM170 164H171V163H170ZM189 164H190V165H189ZM191 164H193V166H192ZM198 164H199V163H198ZM200 164L197 165V167L199 166L197 169L200 168ZM225 164H226V163H225ZM9 165H8V166H9ZM18 165H19V166H18ZM75 165H74V166H75ZM135 165L137 166V164H135ZM144 165H146V163H144ZM239 165H243V166H239ZM1 166H2V165H1ZM1 166H0V167H1ZM20 166H21V167H20ZM30 166H31V165L29 164V167H30ZM76 166H78V165H76ZM76 166H75V167H76ZM81 166H83V168H82ZM88 166H89V165H87L86 167H88ZM112 166H113V165H108V167H110V169H111ZM138 166H137V167H138ZM159 166L156 167V168H158L156 171H158V170L160 169ZM165 166H166V167H165ZM190 166L192 167L193 170H191V167H190ZM224 166H225V165H224ZM11 167H12V166H11ZM19 167H20V169L18 170ZM29 167H28V168H29ZM80 167H81L82 169H86V171H85V170L83 171V170L81 169V171H83V172H81V171H80ZM108 167H107V168H108ZM137 167H135V168H136L135 170L138 169ZM142 167H143V166L139 167L138 170H139L140 172H139V171L137 172V173H139V175H140L141 177H139L138 174L136 173V171H133V170H134V169H133V170H132V171H133L132 173H134V172H135V173H134L133 175H131V174H132V173H131V170H129L128 172H130V173H128V175H127V173H126V177H127V178L124 177L122 180L125 179L124 182H126V183L128 184V183H131L132 181L136 180V179H137V176H138L139 179L136 180V181H139V182L143 181L144 184H142V185H136V184H138V183H136V181L133 182L132 185L134 186V183H135V187L138 186L137 188H139V190L135 188V189L138 190V191H136L135 189H134V191H136L135 193L138 192V193H137V194H138V197H140V196H143V197H144V195H142V193L145 194V195H147V196L149 197V198H146V196L144 197V198L147 199V200L145 199V200H146L145 202H147V204H148V206H149L148 209H149V210L152 209V211H153L154 208H152V207H155L154 203H155L156 198H157V197H155V195L158 196V199L160 198L161 195H163V196L165 195V196H166L164 189L162 190V189L159 187L160 183H165V182H166V179H164V182H161V181H163V179H162L161 181L159 180L160 183H159L158 181L156 182V180H154V179L152 180V178H151V176H153V175H152V172H153L152 170H153V168H150V167H149V168H148V167H147V168H146V167L142 168ZM210 167H211V166H210ZM235 167H237V166H236V165H235L234 167L231 166V168H233V170H232V169H231V170L234 171V168H235ZM243 167H244V168H243ZM3 168H0V169H3ZM8 168H9V167L6 168L7 174H6L5 169H4L3 173L0 172V174H2V175L5 173V174H6V175H5L6 178H7V177L10 178L11 173H10V175H8V173L11 172V171L13 170V169L11 170V168H9L10 171H8V170H9ZM13 168H14V167H13ZM140 168H142V169H140ZM203 168H204V167H203ZM213 168H214V167H212V170H213ZM26 169H27V170H26ZM110 169H109V170H110ZM146 169H147V170H146ZM151 169H152V170H151ZM206 169H207V168H206ZM206 169H204V170L201 169L200 172L203 170V172H205L206 175H207V173L211 172V169H207V170H206ZM214 169L216 170V171H215L216 173L213 171L214 174H212V175L217 174V176H218V174H219L218 170L216 169V167H215ZM226 169H223V171H225ZM25 170H26V171H25ZM70 170H69V171H70ZM77 170H79V171L81 172V173L79 172L78 175H77V172H78ZM91 170H92V169H91ZM165 170H164V171H165ZM171 170H172L173 172H175V173L173 174V172H172ZM209 170H210V171H209ZM236 170H235V171H236ZM0 171H2V170H0ZM16 171H15V168H14V173H13V171H12V173H13L12 176L14 177L15 174H18L19 177H20V174H19L18 172H16ZM71 171H72V170H71ZM89 171H88V172H89ZM151 171H152V172H151ZM159 171H160V170H159ZM159 171H158L159 174L162 173V172H159ZM196 171H197V173H198V170H196ZM206 171H207V172H206ZM232 171H231V172H232ZM15 172H16V173H15ZM92 172H94V173H93V175H94V174H95V171L92 170ZM166 172H167V171H166ZM213 172H212V173H213ZM221 172H222V169H221ZM24 173H23V175H25ZM69 173H72V172H69ZM89 173H91V172H89ZM89 173H88V174H87V173H84V175L86 174V177L89 176L88 179L91 178V175H92V174L89 175ZM145 173H146V174H145ZM176 173H177V174H176ZM190 173H191L192 177H194V176H193V173H192V172H190ZM197 173H194V174H197ZM21 174H22V173H21ZM143 174H144V175H143ZM168 174H167V176H168ZM170 174H169V175H170ZM175 174H176V176H175ZM201 174H202V173H201ZM203 174H204V173H203ZM203 174H202V176H203ZM227 174H228V173H227ZM2 175H0V176H2ZM18 175H17V176H18ZM26 175H27V174H26ZM129 175H131L132 177L129 176ZM206 175H205V176H206ZM208 175H210V174H208ZM228 175H229V174H228ZM235 175H237V174H235ZM5 176H4V177L2 176L3 178L0 177V179H1V180H0V181H1L0 184H1L2 182L4 183V184L2 183L3 186H0V190H1V192H3L4 189L7 187L8 190H7V189H6L7 191L5 190L6 193L8 192V193H7V197H9V198L11 199L10 196H12V199L9 201V198H8V200H7V197H6V194H5V193H4V194H5V197H6V198L4 197L3 193H0V257H1V258H0V264H40V263L48 264L46 260H47V259H50V257H45V258H46V259H45V258H43V257H44L43 254L46 255L45 252H46V253H47V252H50V254H51V251H48V250L50 249V246L47 247V246H48V244H46L47 241H45V240L43 239V237L40 235L39 232H40V231H43V229H41V228L39 227L38 224H39L40 222L44 221V218H45L46 221H47V219H48L47 216H49V214H48L49 212H48V211H52V212H50V213H54V214H52V215H54V216H55V214L58 213V212L56 213V211H59V210H62L63 212H64V210H65V213H67V212H70L71 214H73L72 212L77 213V212H79V209H78V211L76 210V209L78 208V204H77V203H75L76 205H75V204H70L71 207H72V206H73V207H74V206H77L76 209L73 208V207L71 208V207L68 206V205H64L63 208H61L62 206H56V208H55V210H54V208H53L54 206H53L52 209H51V208H50V209H46V210H47V213H45V212H46L45 209H44L45 212H44L43 210H41V211L44 212V215H42L41 213H43V212H41V211L38 212L39 210L36 211V209H34V206H33L34 203H33L32 200H31V201H32V202H31L32 204H31V203H30V204H27V201L30 200L31 197H30V195L25 194V193H23L22 191H19V190H22V189H21L22 186H21V188H20L17 192L15 191L16 194H18V195L16 196V198H18V199H17V200H13V198L15 197L13 194H15V192L13 191L12 188L17 184V185H16L17 187L15 186L16 189H17V188H18V182H16V184H15L14 186H13V184H14L15 181H18L20 178H19V179H18V177L15 178V177H16V176H15L14 179H16V180L14 181L13 177L11 176L12 179H13V182L10 181V184H9V181H8V180H12V179H8V178H7L8 180L6 181V180H5ZM72 176H73V178L75 177L74 175H72ZM96 176H97V175H95V178H96V184H95V183H93V184L91 183V182L93 181V178H94L93 176H92V180H89V182H88V179H86L87 182H88V184L91 183V185H92V186H89V185L87 184L90 188H92L94 184H95V185H99V186H98V188H99L100 186H102V185H100V184H104L105 182H107V178H106V179L104 178V180H105L104 183H103V181H101V180H100V181H101V182H100L99 179H98V181H99L100 184H97L98 181H97V177H96ZM196 176H198L199 178H197ZM196 176H195V177H196V179H199V182H202V181H203L204 178H202V177L199 176V175H196ZM217 176H216V177L212 176V177H214V179L207 178V180H209V181L206 180L208 183H210L211 187H209V189H211L212 192L214 191V189H212V188H213V184H216V183H215V182H210V180H211V181H212V180L215 181V180H216L215 178H217L218 181L221 182V180H219V179H221L222 177L219 178V177H217ZM219 176H220V174H219ZM21 177H22V176H21ZM133 177H135V179H132ZM147 177H148V178H147ZM169 177H171V176H169ZM195 177H194V178H195ZM206 177H208V176H206ZM206 177H205V178H206ZM209 177H211V176H209ZM231 177H232V179H231V181H230L229 178H231ZM77 178H76L75 181H77ZM95 178H94V179H95ZM130 178H131L132 181H129ZM149 178H150V179H149ZM171 178H172V177H171ZM175 178H173V179H175ZM194 178H193V179H194ZM200 178H202V179H200ZM241 178H242V177H241ZM3 179H4L5 181H3ZM74 179H75V178H74ZM109 179H110V180H113L112 178H108V181H110ZM147 179H148V180H147ZM178 179H176V180H178ZM227 179H228V180H227ZM126 180H127V181H126ZM140 180H141V181H140ZM176 180H175V182H172V184H175V183H176ZM180 180H181V179H180ZM201 180H202V181H201ZM252 180H253V181H252ZM128 181H129V182H128ZM191 181H192V179H191ZM191 181H190V183H192ZM232 181H233L232 184H234V185L237 186V187L240 186L239 189L243 187V189H242V190H239V189L236 190V187H235L234 185L231 184V185H232V187H231L232 190H230L229 187L231 186L230 183H231ZM5 182H6V183H5ZM81 182H82V183H81ZM81 182H78V181H77V184H79V185H80V184H81V185L84 184L85 187H84L83 185H82V186H83L84 189H85V188L87 187L86 184H85L86 182H85L84 180L81 181ZM83 182H84V183H83ZM93 182H95V181H93ZM113 182H114V180H113ZM113 182H112V183H113ZM121 182H122V181H121ZM143 182H141V183H143ZM177 182H178V181H177ZM180 182H181V181H180ZM193 182L197 184L198 180L195 182V179H194ZM199 182H198V186H197V185H196V186H197V187L200 186V189H201V190H202V189L204 190L203 187H205L206 184H204V186H203V185H202L203 182H202V183H199ZM207 182H205V179H204V183H207ZM216 182H217V180H216ZM252 182H253V183H252ZM7 183H8V184H7ZM11 183H13V184H11ZM114 183H115V182H114ZM114 183H113V184H114ZM122 183H123V182H122ZM194 183H192V185H195ZM208 183H207V184H208ZM211 183H212V184H211ZM241 183H242V182H241ZM6 184H7V185H10V187L6 186ZM106 184H107L106 186H108V187L112 186V187L114 188V190L112 189V187H110V188H106L105 190H103V192L105 191V193H103V194L100 195V196H101V197H106V196H108V194H110V193L113 191V192H114V193H113L114 196H115L116 194H117V195L115 196V198H114L113 194H111V196H113L114 199H116V198L118 199V197L121 196V191L118 189V190L120 191V193H119V192H117L118 190H115V189H117V188H116L117 185L115 186V184H114V185H113V184H110V182H109V184H108V182H107ZM157 184H158V185H157ZM176 184H177V183H176ZM176 184H175V185H176ZM199 184H201V185H199ZM217 184H221V183H218V182H217ZM258 184H259V185H258ZM4 185H5V186H4ZM11 185H12V186H11ZM79 185H78V186H79ZM130 185H131V184H130ZM148 185H149V186H148ZM178 185H179V182H178ZM208 185H209V184H208ZM208 185H206V186H208ZM19 186H20V185H19ZM103 186H105V184H104ZM106 186H105V187H106ZM156 186H157V187H156ZM202 186H203V187H202ZM241 186H242V187H241ZM256 186H257V187H256ZM1 187H3V188L5 187V188L3 189V188H1ZM11 187H12V188H11ZM15 187H14V190H15ZM89 187H87V188L89 189ZM94 187H95V186H94ZM94 187H93V189H95ZM105 187H104V188H105ZM148 187H149V188L151 187V188L149 189ZM201 187H202V188H201ZM217 187H218V186L216 185V188H215V185H214V188H215L216 190L218 189ZM234 187H235V188H234ZM258 187H259V189H258ZM87 188H86V189H87ZM133 188H134V187H133ZM206 188H207V187H206ZM228 188H229V190H228ZM233 188H234V189H233ZM2 189H3V190H2ZM11 189H12V190H11ZM93 189H92V190H93ZM148 189H149V190H148ZM171 189H172V188H171ZM194 189H195V190H198L199 188H197V189L194 188ZM207 189H208V188H207ZM222 189H223V188H222ZM256 189H257L258 191H257ZM9 190L13 191V192H12L13 194H12L11 191H9ZM90 190H91V189H90ZM101 190H102V189H101ZM106 190H111V192H106ZM142 190H143V191H142ZM220 190H221V189H220ZM224 190H225V189H223V191H224ZM233 190H236V191H233ZM93 191H94V190H93ZM134 191H133V192H134ZM147 191H148V192H147ZM162 191H163V192H162ZM179 191H180V190H179ZM199 191H200V190H199ZM205 191H207V190L205 189ZM218 191H219V189L217 190V193H218V194L216 193L217 196L219 195V192H223L222 190L219 191V192H218ZM231 191H232V192H235V194L231 195V194H230V193H232ZM247 191H249L250 193H248ZM253 191H254V192H253ZM18 192H19V193H18ZM20 192H22L23 195H22V194L20 195ZM116 192H117V193H116ZM140 192H141V193H140ZM196 192H197V191H196ZM200 192H201V191H200ZM200 192H198V194H199ZM207 192H208V191H207ZM207 192H206V194L208 195L207 198H205V197H206V194H203V197L205 196L204 199H205L206 201L209 200V199H210L211 201H207V202H204V201H203V204L206 203V208L208 207V205H211V206H209V207H210V208L212 207V208H211V209L209 208V209H210V211L214 209V210H213L214 215H212L213 212H212V214H210V212H209V214L213 217V218L211 217L212 219L210 218V219H211L210 222H212V220H213V222L211 223L213 226H211L212 228H210V227H209L210 225L208 224L209 226L206 227V228H210V230L208 229L210 232H211V229H212V232H213V233H212L211 235L214 236V235L217 234L216 237H218V238H217L218 240H219V238L221 237V236H220V237L218 236V235L220 234V229H221V228L219 229V224H221V227H223V228L225 227L224 229H226V228L228 229L227 233H226V230H227V229L225 230V232L222 230L223 228L221 229V233H222L221 235L224 237V239L221 238L223 241H222L221 239H220V241L224 242V244H223L222 242L219 243V245L222 246V247H220L222 250H224V248H225V250H224L225 252H223L222 254H219V252H221L222 250L218 247V248L221 250V251H220V250L217 248L218 251H219V252L217 251V253H218L219 256H217V254L214 253L212 259H215V260L217 261V264H219V263H218L219 261H221L220 263H222V264H226L228 261H229V262H228L229 264H231V263H232V264H264V259H262V257L264 256V255H263V254H264V251H263V254L260 252L261 249H259V247L261 246V244H259V245H260V246H259V245H258V243H259V242H258V239H256V238L254 239V237H258V236H259L258 238H262V239H264V238H263V237H264V233H262V232H264V226H263V228H262V230H261L262 235H257V234H256L255 236H254V235H246V234H247L246 231H248V230H249V233L251 232V234H252V232L255 231V230H251V228L253 229L254 226H250V223H249L250 221L248 222V220H247V218H246V216H248L249 214H251L252 211L250 212L248 209H247V210H244L245 212L249 211V213L247 212V215H244L245 212H243V216H245V217L242 216V213H239V215L242 216V217H241L242 219L246 218V220H247L246 222H244L245 219H244L243 221H242V219H241V221L244 222V224L247 223V222L249 223V227H250V228L247 227V229H248V230H247V229H245V228H243V227H244V226L246 227L248 224H245V225H244L243 223H241V221L239 220V219H240V218H239L240 216L236 213V212H239V211H237V210L234 211V207H236V206L238 205V204H234V203H233V201H235L234 199H233V201H232V200H230L229 198H227V199H229L230 201H232V202H230V201L228 200L231 204L233 203V205H235V206L232 205L233 207H231L230 203L227 201L226 198H224L225 201H221L222 204H223V202H224V204H225L226 201L229 203L228 206H225L226 208L224 209V210H225V211H224V210L222 209V208H224V204H223V206H222V204L219 203V202H220V200L223 199L224 196H225V197H228L229 195H228V196L223 195L224 193H223L222 195L220 194V195L222 196V198H221L220 195L217 197L216 194L213 192V195H215L216 198H217V199H215L213 195H212L213 197L210 198V196H211L210 194H212V192L209 193V194H208ZM209 192H210V190H209ZM215 192H216V191H215ZM9 193H10L11 195H10ZM166 193H167V194H170V192H167V191H166ZM202 193H204V192H202ZM99 194H100V193H99ZM106 194H107V195H106ZM148 194H149V195H148ZM198 194H197V195H198ZM226 194H228V192H227ZM26 195H27V196H26ZM105 195H106V196H105ZM118 195H119V196H118ZM134 195H136V194H134ZM201 195H202V194H201ZM201 195L199 194V196H201ZM2 196H3V198H5V199L7 200V202L4 201L5 199H3ZM13 196H14V197H13ZM18 196H19V197H18ZM20 196H21L22 198H21ZM109 196H110V195H109ZM163 196H162V198H164ZM169 196H170V195H169ZM23 197H24L25 199H23ZM138 197H137L136 199H139ZM167 197H168V195H167ZM208 197H209V199H208ZM256 197H257V198H256ZM16 198H15V199H16ZM19 198H21V199L19 200ZM27 198H29V199H27ZM107 198H108V197H106V199H107ZM113 198L111 197L110 199H107V200H109V201L111 200V201H112ZM119 198H120V197H119ZM140 198H142V197H140ZM165 198H166V197H165ZM220 198H221V199H220ZM26 199H27V200H26ZM218 199H220L219 202H218ZM12 200H13L14 203L17 202V203H16V204H17L16 206H18V204H19V207H16L17 209L14 208V210L16 209V210H15V213H16V214H15V213L12 214L11 211H13V209H11V206L9 207V205H10L11 203L13 204ZM262 200H263V202H261ZM8 201H9V203H8ZM115 201H116V200H115ZM148 201H150V202L148 203ZM159 201H160V199H159L158 201H156V203H158ZM212 201H214V202H213V205H212V203L209 204V203L212 202ZM236 201H235V202H236ZM2 202H3V203H2ZM5 202H6V204L4 205ZM25 202H26L27 206L25 205ZM28 202H29V201H28ZM151 202H152L153 204H152ZM243 202H244V203H243ZM7 203H8L9 205H8ZM72 203H73V202H72ZM236 203H238V202H236ZM158 204H159V203H158ZM158 204H157L156 207H155V211H156V213H160L161 211H162V213H163V210H162L161 208L157 207ZM220 204H221V205H220ZM226 204H227V203H226ZM226 204H225V205H226ZM241 204H242V206H241ZM2 205L5 206V207H3ZM7 205H8V206H7ZM29 205H30V207H28ZM153 205H154V206H153ZM229 205H230V206H229ZM14 206H15V205H14ZM14 206H12V207H14ZM65 206H66L67 208H66ZM214 206H215V207H214ZM221 206H222V207H221ZM260 206H261V208H263V209H261ZM262 206H263V207H262ZM32 207H33V208H32ZM57 207H58V208H57ZM64 207H65V208H64ZM69 207H70L73 211H72ZM213 207H214V208H213ZM227 207H228V209H227ZM230 207H231V208H230ZM59 208H60V209H59ZM150 208H151V209H150ZM215 208H216V210H215ZM232 208H233V209H232ZM237 208H236V209H237ZM33 209H34L35 211H34ZM56 209H57V210H56ZM63 209H64V210H63ZM69 209H70L71 211H70ZM156 209H157V210H156ZM159 209H160L161 211H160ZM230 209L233 210V213L231 212ZM19 210H20V211H19ZM29 210H30V211H29ZM31 210H32V211H31ZM67 210H69V211H67ZM75 210H76V212H75ZM158 210H159L160 212H159ZM207 210H208V209H207ZM222 210L224 211V214H225L226 210H227V211L230 210L229 213L227 212L229 215H228L227 213H226L225 215H223V214H222V213H223ZM258 210H259V211H258ZM8 211H9V212H8ZM16 211H17V212H16ZM22 211H24V212H22ZM62 211H61V212H62ZM66 211H67V212H66ZM157 211H158V212H157ZM166 211H167V210H166ZM166 211H165V212H166ZM6 212H7V213H6ZM27 212H28V213H27ZM33 212L36 214L35 217H37V216L39 215L40 217L42 216V218L36 220L35 217L33 218V216H34ZM63 212H62V213H63ZM230 212H231V215H233V216H234L235 213L238 215L237 220H239L240 222H238V221L235 220L234 218H233V219H234L235 221H237L238 224L241 223L240 225H244L242 228L244 229L243 231L246 232V233H242V232H241L242 234L240 233V231H242V229L240 228V227H241L240 225H239L240 227H239V226L237 227L236 225H234V224H235V223H234V224H232L233 227H232V225H231V228H230V226L227 225V222H229V220L224 221V220H226V217H224V216H226V215H227V216H230ZM234 212H235V213H234ZM253 212H252V213H253ZM259 212H260L262 215H261ZM9 213H10V214H9ZM19 213H20V216L18 217ZM23 213L26 214V217L24 216V219H25L26 221H25L24 219H23V221L20 220V219H22V218H20V217H23V215L21 216V214H23ZM38 213H39V214H38ZM59 213H60V212H59ZM70 213H69V214H70ZM162 213H161V214H162ZM167 213H168V212H166V214H167ZM5 214H7V216H6ZM31 214H33V216H32ZM161 214H158V215L155 214V215H157V217L154 215V216H155V217H154L155 220H153V219H154V218H153V219H151V221H156V219L158 220V219H159L158 217H160L159 215H161ZM166 214L163 213L162 215H165V216H166ZM236 214H235V215H236ZM11 215H12V216H13V215H16V216H14V217H13L14 219H12V216H11ZM46 215H47V216H46ZM162 215H161V216H162ZM252 215H253V214H252ZM252 215H251V217L254 216V218H251V220L254 219L253 221H255V220H256V219H255L256 216H255V214H254L253 216H252ZM39 216H38L37 218H39ZM45 216H46L47 218H46ZM50 216H51V215H50ZM50 216H49V217H50ZM56 216H57V215H56ZM262 216H263V217H262ZM43 217H44V218H43ZM223 217H224V218H223ZM230 217H231V216H230ZM257 217H256V218H257ZM9 218H10L12 221H13V220L15 221V222L13 221V222H14V223H13L14 225H15V223H16V226H17V224L19 223V220H20V223H19V224H21V222H22V223H23L22 225H24V226L18 224L19 226H22V228H21V227H20V228L17 227V230L15 229L16 231H13V228H16V226L13 227V224H11L12 222H11V220H10ZM15 218H16V220H15ZM160 218H161V217H160ZM162 218H163V217H162ZM162 218H161V219H162ZM165 218H167V217H164L162 220H164ZM235 218H236V216H235ZM248 218H249V217H248ZM18 219H19V220H18ZM27 219L30 220V221H27ZM32 219H35V220H36V222H34V223H36L35 225L33 224V221H34V220H32ZM219 219H220V220H219ZM228 219H229V217H228ZM230 219H231V218H230ZM17 220H18V222H17ZM249 220H250V218H249ZM257 220H258V218H257ZM24 221H25V222H24ZM169 221H170V220H168V221L166 220V221H165V222H166V225L164 224L163 228H165V227L167 226V222H169ZM220 221H222L223 225H222V223H221ZM253 221L251 222V224L253 223ZM26 222H27V223L30 222L29 226L31 225L32 227L30 226V227H31V228H30L29 226H27V223H26ZM124 222H125V221H123V220L121 221V220L119 219V217H118L115 221L111 222L110 224H106V223H105L104 226H105L107 229H109V240L117 241V243H118L119 246L125 247V248L130 249V250L132 249V250L135 251V253H134V258L132 257V259H130V258L128 259L129 261L132 260L131 262L128 263V262L126 261V259H124L123 257H120V256H119V258H121V259L118 260V259H117L118 257L116 258L117 255L115 256V259H117V261H115V260H113V261L109 260V261H108V259H107V258H103V256H102L101 258L99 257L100 259H98L97 257L100 256V255H96V254H99V250H98V248H95L97 245L95 244V245H96L95 247L91 246L93 249H91L90 247H87V246L85 247V244H84V243H86V242H84V241H87L86 239H85L83 242L81 241L80 243H78V244H80V246H79V245H78V246L76 245L77 242H75L74 245H72V243H71V245L68 244V245H70V246H75L74 249H71V250H69V249H70V246H68L69 249H67V248H68L67 246L64 247V248H66V249L63 248L64 245L61 246V249L63 248L64 250H59V251H58V254H56V256H57V255H61V256H60V257H61L60 260L63 261L64 264H142V263H144V262H142V261L144 260V259L142 260V256H143V258H144V256H145V260H144V261H145V262L148 261L147 264H182V262H181L182 259H181L179 256L176 257V256H175L176 253L172 254L173 256H175V258L173 257L174 260H173V258L171 259V260H172L171 263H169L170 261H169V262H168V261H167V262H166V261H163L162 259H160V256H159V255L152 254V253H151V254H147V251H149V249H148L147 251L143 250L144 248H142V246H141V245H142V242L139 243V241L137 242V240H134V242L132 241V238H131V236H130V233H131V232H130V229H129V231H127L128 229L126 230V227H127L128 225L125 226V224H127V223L125 222V224H124ZM165 222H164V223H165ZM224 222L226 223V226L224 225V224H225ZM232 222H234V221L232 220ZM232 222H231V223H232ZM261 222H262V223H261ZM24 223H25V224H24ZM169 223H171V221H170ZM200 223H201V222H200ZM103 224H104V223H103ZM123 224H124L125 227L121 228V227L123 226ZM214 224H215V225H214ZM228 224H230V222H229ZM41 225H42V226L45 225V226L43 227V228H45L47 225L49 226V225H51V224H48V222H46V224H45V221H44V222H42V224H40V226H41ZM121 225H122V226H121ZM252 225H253V224H252ZM33 226H34V227H33ZM37 226L39 227V229H38ZM42 226H41V227H42ZM119 226H120V227H119ZM24 227H26V229H27L26 234H28V233L31 234V235H30V237H31L30 239H31L32 241H30V239L28 238V236H26V234H25V230H26V229H24ZM27 227H28V228H27ZM213 227H214V230H215V231L213 230ZM228 227H229V228H228ZM32 228H33V229H32ZM35 228H37V229H35ZM127 228H128V227H127ZM206 228H205V229H206ZM239 228H240V231H239ZM18 229H20V230H18ZM21 229H22V230H21ZM23 229H24V231H23ZM29 229H30V231H29ZM45 229H46V228H45ZM124 229H125V230H124ZM166 229H167V230H170L169 227H166ZM217 229H219V230H217ZM255 229H257V228H255ZM35 230H37V231L40 230L39 232L36 231V232L38 233V236H37V233H36V234L34 233ZM164 230H165V229H164ZM167 230H166V232H167ZM216 230H217V231H216ZM258 230H259V229H258ZM258 230H257V231H258ZM11 231L14 232L15 234H14V233L12 234ZM20 231H23V232H22V235H21V233L19 234L20 236H22L21 238H22V239H27V241L29 240V243L26 242V240H25L26 244L28 243V245H30V243H31V245H33V248L36 247V246L38 245L37 248H36V251H34L35 249H34V250H30V249L32 248L31 245H30V246L27 245V247H29L28 249H27L26 247L23 248L24 245H26L25 243H22L24 240H22L19 236H16V235H17L16 232L19 233ZM31 231L33 232V234H32ZM206 231H207V229H206ZM218 231H219V232H218ZM222 231L224 232V234H223ZM257 231H256V232H257ZM128 232H130V233H128ZM168 232H169V231H168ZM215 232H217V233H215ZM256 232H254V233H256ZM249 233H248V234H249ZM254 233H253V234H254ZM23 234H25V235H24L25 238H24ZM34 234H35V235H34ZM169 234H172V233H169ZM243 234H244V235H243ZM13 235H15V236H13ZM203 235H204V234H203ZM35 236L39 237V238H38V242H36L37 245H34V244H36L35 241H37V239H36ZM204 236H206V235H204ZM253 236H254V237H253ZM260 236H261V237H260ZM262 236H263V237H262ZM14 237H15V238H16V237H19V238H20V242L22 243V247L20 246V245H21L20 242H19L20 245L16 244L19 240H18V241H15V238H14ZM26 237H27V238H26ZM32 237H33V238L35 237L36 240L34 241V239H33ZM249 237H250V238H249ZM206 238H207V236L205 237V239H206ZM16 239H17V238H16ZM41 239H42V242H41ZM208 239H209V238H208ZM227 239H228V240H227ZM256 240H257V241H256ZM43 241H44V243H43ZM88 241H89V240H88ZM15 242H16V243H15ZM40 242H41V244H39ZM78 242H79V241H78ZM91 242H92V241H89L88 244H89V245H94V244H92ZM131 242H132V243H131ZM243 242H244V243H243ZM249 242H250V244H249ZM251 242H252V243H251ZM254 242H255V244H254ZM257 242H258V243H257ZM82 243H83V245H82ZM93 243H94V242H93ZM128 243H129V244H128ZM138 243H139V244H138ZM23 244H24V245H23ZM44 244H45V246H44ZM88 244H86V245H88ZM140 244H141V245H140ZM143 244H144V243H143ZM253 244H254V245H253ZM46 245H47V246H46ZM65 245H66V244H65ZM81 245L84 246V247H81ZM89 245H88V246H89ZM127 245H128L129 247H128ZM219 245H218V246H219ZM251 245L253 246L252 248H251ZM255 245H256V247H255ZM140 246H141V247H140ZM216 246H217V245H216ZM225 246H226V247H225ZM258 246H259V247H258ZM76 247H77V248H76ZM78 247H79V248H78ZM97 247H98V246H97ZM227 247H228V254H229L230 256H229L228 254H226V252H227V251H226ZM46 248H47V250H46ZM51 248H52V247H51ZM53 248H54V247H53ZM57 248H58V247L56 246L55 249H57ZM59 248H60V247H59ZM59 248H58V249H59ZM71 248H72V247H71ZM141 248H142V249H141ZM261 248H262V247H261ZM94 249H97V250H98V251H97L98 253H96V252H95L96 250L94 251ZM145 249H146V248H145ZM207 249H209V248H207ZM207 249H206V250H207ZM230 249H231V250H230ZM246 249H248L249 252L246 251ZM176 250L178 251V248H177ZM203 250H205V249H203ZM209 250H210V249H209ZM209 250H208V251H209ZM254 250H255V251H254ZM31 251H32V254H33V252H35V253L37 252V254H35V253L33 254V259L36 260V262L39 261V260L37 261V259H36V258L39 257V256H38V254H39V255H41L42 257H40V258H38V259H40V261H41V260H42L41 258H43V260H45L46 263L43 262V260H42V262L39 261L40 263H36V262L32 259ZM139 251H140V252H139ZM261 251H262V250H261ZM52 252L55 253V251H54L53 249H52ZM56 252H57V251H56ZM150 252H151V251H150ZM252 252H253V254H252ZM257 252L260 253V254H257ZM59 253H60V254H59ZM95 253H96V254H95ZM50 254L48 253L46 256H48V255L51 256ZM94 254H95V255H94ZM248 254H249V255H248ZM250 254H251V256H250ZM30 255H31V257H30ZM36 255H37L38 257H37ZM53 255H54V254H53ZM139 255H141V256H139ZM176 255H177V254H176ZM220 255H222L221 258H220ZM253 255H254V256H253ZM262 255H263V256H262ZM35 256H36V257H35ZM56 256H55V255H54L53 257L51 256L52 258L50 259L49 262H50V263H54V262H52V259H53L54 257L58 260L59 258H58V256H57V257H56ZM82 256H83V257H82ZM95 256H96V257H95ZM146 256H147V257H146ZM249 256H250V257H249ZM261 256H262V257H261ZM193 257H194V256H193ZM201 257H203V259H206V256H201ZM204 257H205V258H204ZM222 257H223V259H222ZM55 258H54V259H55ZM257 258H258V259H257ZM263 258H264V257H263ZM104 259H107V260L105 261ZM123 259H124V260H123ZM175 259H176V260H175ZM220 259H221V260H220ZM227 259H228V261H227ZM229 259H230V260H229ZM239 259H240V260H239ZM247 259H248V260H247ZM57 260H56V261L54 260L55 263H56V262H59V264H60L61 261H60V260L57 261ZM79 260H80V261H79ZM238 260H239V261H238ZM151 261H152V262H151ZM203 261H204V260H203ZM203 261H202V264H203ZM226 261H227V262H226ZM260 261H262V262H260ZM106 262H107V263H106ZM197 262H200V261L197 260ZM50 263H49V264H50ZM61 263H62V262H61ZM63 263H62V264H63ZM205 263L207 264L206 260H205ZM228 263H227V264H228ZM56 264H58V263H56ZM183 264H184V263H183ZM192 264H194V263H192ZM199 264H200V263H199Z\"/></svg>",
    "mask_w": 264,
    "mask_h": 264
}]
</instances>
